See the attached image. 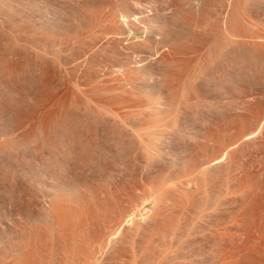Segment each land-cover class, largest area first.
<instances>
[{"label": "rangeland", "instance_id": "rangeland-1", "mask_svg": "<svg viewBox=\"0 0 264 264\" xmlns=\"http://www.w3.org/2000/svg\"><path fill=\"white\" fill-rule=\"evenodd\" d=\"M55 1V2H54ZM58 3H57V2ZM65 1H67V2H65ZM203 1V3H202V8L200 9V10H196L195 12H192V11H189V13H187L188 11L187 10H182V12L183 13H179V11H181V10H179L178 8H181L182 6H181V4L180 3H182V0H64V1H62V0H48V2H47V0H6V4H7V6H8V8H10V10L12 11V12H14V10H16L15 11V13L17 14V17H21L20 19V22L22 21V23H24V25H22V26H29V27H31L32 29H34L35 28V30L33 31V33H35V34H27V36L25 35L24 36V39H26L27 40V42L29 41L30 43H32V44H30V43H27V45L29 46V44H30V46L28 47V49L27 50H29V51H27L26 49V51L25 50H23L22 49V51L21 52H24L25 53V55H24V53H21L22 55H21V66H22V71L25 73H22L23 75H22V79H23V81H22V83H21V85H22V89H21V108H22V112H21V118H22V121H23V119H24V121L21 123V128H22V134L24 135V134H27L28 132H30V131H28L29 130V127L31 126V128L33 127L34 128V134H37L36 136L34 135V136H32L33 138L34 137H36V139L37 140H39V141H37V140H35V143H36V141L37 142H39L40 143V146H39V144L38 143H36V144H38V145H36V146H38V148H36L33 144H35L34 142H32L31 143V145H33L34 147H35V149H38L39 151L36 153V151H35V156H34V153L33 152H31V151H33V150H30L31 148L33 149V147H31L30 145L28 146V144H29V142L30 141H28V143H26L25 145H24V143L26 142L25 140L27 139V138H24L25 140H24V143H23V145H22V147L25 149V148H28V147H31V148H28V149H25V150H28V151H30V152H28L29 154L31 153L33 156H34V159H33V157H32V159L30 158L31 156L25 151V150H23V148H22V150H23V152H22V155L23 156H26V159H25V157L22 159L23 161H25L24 163H23V165H22V169L24 170L23 172H24V174H23V176L25 177L26 176V178H27V174L25 175V171L27 170L26 168H30V170L31 171H33L32 172V174H33V176H35V181H38L36 184L38 185L39 183H40V185H42V181L43 180H45L44 178H47L45 181L46 182H50L51 184L52 183H54V182H58V184L57 183H54V184H56V185H58V186H60V184L63 182V184L65 185L64 186V188L65 189H67V191L69 190V192L68 193H73L72 195L70 194L69 196H67L68 198L70 197V199L72 198H74V196H76V195H82L83 193L84 194H86V195H82V197H83V199H86L87 198V201H86V203L87 204H89V201H92V200H96V201H94L93 203H91L90 202V206H89V210H90V216H92V218L89 216L88 218H90V219H92L93 220V222H92V224L94 223L95 225L93 226H91L90 225V219H88V220H86V222L88 223L87 224V226L84 224V223H86V222H84V223H77L76 224V226H75V224H74V226H73V224H71L70 225V223L66 226V229L63 231V233H60L58 230L55 232V231H53V235L51 234V235H48L50 238H51V240L49 239V237L47 236V238H48V240H46L47 238L45 237V239H43L42 238V243H43V247L41 248V244L39 245V243H38V245H39V248H40V251H39V249H38V251L40 252V256L39 255H37V256H39V259H38V257H36L37 259H36V264H64L65 262H66V264H67V261H72V259L73 260H75L76 258V261L75 262H78L77 260L80 258L79 257V255H75V254H78V253H80L81 251V254H80V256H86V255H88V252H87V250H90V248L92 247L91 245L93 244V242H96L97 241V239L99 238V236H104V234L103 235H100V233H105V232H107V230L108 229H106L107 228V226L109 225L108 224V222L109 221H111L110 222V225H111V227L112 228H114V226H116L117 225V223H119V221H117V220H119L118 218H119V213H120V207H122L123 206V204H125L126 205V199L125 198H127V195L124 193V192H129V191H132V189H134V187H136V184H138V186L136 187L137 188V190H138V188L140 189V185H142V183H144L143 185L144 186H146V189L148 190H145L144 189V186H142L141 187V192H142V189H144L143 191L145 192V193H149L151 190H149L150 188L149 187H151L152 186V183H151V186L150 185H148V187H147V185H145V183L147 182V183H149L150 184V182L149 181H152V182H154V181H156V179L158 178V176H160V173L162 174V172H160L161 170H163L164 172H163V174L166 172L167 174L169 173L170 174V172L172 171V169L174 170V169H176V172L177 173H179V175H181L182 173H184L185 171H186V168L185 167H187V162H186V160L185 159H182V158H184V156H185V158L187 157V156H190L191 154H192V152L193 151H195L196 150V147L197 148H199V146H201V145H206V144H208V145H210L209 146V148L208 149H210V148H212V147H215V146H211V145H214V144H220V146L222 145V146H224V148L223 147H221V148H223V149H226V151L228 152H225V153H227V154H225L224 152H222V151H219V147L220 146H216V148H217V150H218V153L219 152H222L221 154L219 153V155H218V157H217V151H216V153L217 154H214L213 153V155L215 156L216 155V157H214L213 156V158L215 159V158H217V159H215L214 161H212V164L214 163V165H212V166H209V168H211V169H209V171L207 172V174H206V176L204 175V173L203 174H201V176L203 175V177L205 176V180H204V178H203V180H200V182H198L199 184H200V186H199V190L198 191H195L194 189H193V187H191V186H189V188H191V190L193 189L194 190V200H193V203H189V201H186V200H188V199H190V197L189 198H187V197H185V198H187L186 200H185V198H183L184 196H183V191L181 192V194L178 192V190H177V194L179 195H181V198H183V200H185V204L184 203H182V205H183V207H185V205L188 203V204H190V205H188L189 207L192 205V207L191 208H194V209H196L195 207L197 206V209L196 210H194L195 212V215H196V213H198L199 214V212H197V210L198 211H202V210H199V209H203V207H204V210H207V209H209L210 211H212V212H201V214H202V216H203V214L204 213H206V214H204V215H208V216H210V217H206L205 216V220H202L203 219V217L201 218V216L200 215H198L199 217H198V219H196V217L194 216V213L193 212H191V211H193V209L190 211L189 209H191V208H189L188 206V208L189 209H187V210H189V211H185L186 210V208L187 207H185V210L184 211H182L183 209H182V206H181V204H180V202H181V200L182 199H180L179 198V196H177V198H175V196L177 195H175V193H176V191L175 190H172L170 193H174L173 195H171V194H169V192H166V193H168L169 194V196L171 195V197L169 198L168 197V194L166 195V197H168V199L166 198L165 200L163 199V198H165L164 196H165V194L161 197V200H158V198H160V195L158 196V198H155V197H153L157 192H156V188L154 187V188H152V191H153V189H155V192H153V194L154 195H152V191H151V197H149V198H147V202H144L143 204V206L141 205V207H140V211L142 212V213H144V211L145 212H147V211H149L151 208H152V204H153V201L152 200H155L156 199V201L155 202H157V200H158V202L159 201H162V200H164L165 202H166V204H165V202L163 201V203L165 204H163L162 202V204H160V206L161 205H163L162 207H164V211H162L161 209V207H159V208H157L156 210H157V213H159L160 211H158V209L159 210H161V214H160V217H159V222L160 223H156V226H155V229H153L154 228V224H153V226L152 225H149L150 227H153V228H150L149 226H148V228L149 229H147V228H145V229H147L150 233H153V235H154V233L155 232H157V231H155L156 230V227H160V224H161V220H163V222L162 223H164V224H166L165 226H163L164 224H161L162 226L161 227H164V232H168V230L169 229H171L172 228V226H171V224L173 225V227L175 226V223H177L178 222V224H179V226H180V231H179V228L177 229V225L175 226L176 227V229L178 230V232L179 233H177V234H175V235H178L179 234V237L178 236H175L177 239L175 240L174 238V240L175 241H179L178 243L177 242H175L176 243V247H178L179 246V248H177L176 250L174 249H170L169 250V247H175L174 245H175V243H174V241H172L173 243H174V245H173V243H172V246H170V245H168L167 243H169V241H171V240H169V238H166L165 240L167 241H165L164 243H166L169 247H168V250H169V254H168V250H167V247H166V244H162V247L165 245V248H164V250L161 248V246L159 245V244H157L156 243V241H157V239L155 240V238H154V240H152L153 242H150L149 240H151V239H153V237H155V235L157 236V234L159 233H157V234H155L152 238L150 237V235H149V233H148V231L147 230H145L144 229V232L146 233V234H148V236H149V239H148V236H145V234H143L142 233V229H140V231H138V232H140V235H138V233L136 234V232L134 231V232H131V229H130V227L129 226H126V224H124V225H122V230L120 229L119 231H123V230H125L124 228H126V232H127V230H129L128 232H127V234H126V232H125V234L127 235V236H129V237H126V235H125V237H121L122 235H119L120 237L118 238V240L119 241H121L122 239H124V238H129V239H125L123 242L124 243H122L121 245L122 246H124L123 248L125 249L126 248V250L125 251H123L122 253H127V254H125L126 255V257L127 256H129V257H127V259H126V257H125V255L124 254H122L120 251H122L120 248H117L115 245H118L119 244V246L118 247H122L121 245H120V242L118 241V243H116L117 242V238H116V242L114 241V243H115V245H114V243H112L113 244V246L112 245H110L111 247H109V249H107V250H111V252L110 251H107L106 250V252H107V254L110 252V253H113V250H112V247H113V249H114V255H113V257L111 258V260L110 259H108L107 260V258H110V256H112V254L110 255V254H108V255H110L109 257H105V259L102 261V262H104L105 264H123L125 261H127L128 259V261L126 262V263H124V264H132L134 261L136 262H134V264H138V262H141L142 264L143 263H145L144 261H146V264H147V262H148V264H151V262L149 263V260L151 261L152 260V258L153 257H157V256H161L162 255V257L164 258V256H168V257H170V258H168V257H165L164 259H166V264L168 263V264H170V263H172V264H196V263H198V264H220L219 262V260L217 259V257H219L220 256V254H218V253H221L222 252V250L221 249H223V248H220V246L221 245H223L224 246V249L226 248V253H228V255L226 254V258H227V256H228V258H230L229 260L228 259H226V263L225 264H258V263H260L261 262V264L263 263L264 264V70H263V67H264V65L262 66V65H259L260 64V62L258 63V61H260V60H254V59H256V54H258L257 52H252L251 51V49L249 50V48H250V46L248 47V45H247V47H245V48H248V51H247V49H244V47H241V45L239 46L238 45V43L240 42H237L238 40H240L241 38L239 37V34H240V36L241 35H245L246 34V32H247V36L245 37V38H243V39H246V40H249V39H252L253 37H255V34L256 33H264L263 31L264 30H262V28H264L263 27V25H264V18H262V17H264V0H256L257 1V3L256 4H258V5H256L255 3H252V1L253 0H249V1H251V2H248V0H225L226 2H223L224 0H211V1H213V2H211L210 0H202ZM232 3H231V2ZM243 1H245V3L243 4L242 2ZM65 2V3H64ZM136 2V3H135ZM177 2V3H176ZM184 2V1H183ZM207 2H209V3H211V4H209V3H207ZM218 2H220V3H218ZM230 2V3H229ZM238 4H237V3ZM241 2V3H240ZM248 4H247V3ZM261 2V3H260ZM52 3V4H51ZM54 3H56V4H54ZM63 3V4H62ZM69 3V4H68ZM141 3V4H140ZM206 3V4H205ZM223 3V4H222ZM225 3H226V5H225ZM24 4V5H23ZM183 4V3H182ZM218 4V5H217ZM222 4V5H221ZM233 5L234 7H232L231 5ZM241 4H243V5H241ZM246 4V5H245ZM252 4H253V6H252ZM255 4V5H254ZM263 4V5H262ZM9 5H10V7H9ZM60 5V6H59ZM63 5H64V7H63ZM126 5V6H125ZM208 5V6H207ZM212 5H214V6H212ZM217 5V6H216ZM224 5L227 7L228 6V8L226 9V7H224ZM247 5H249V6H247ZM18 6L20 7L19 9H18ZM56 6V7H55ZM230 6H231V9H230ZM243 6V7H242ZM252 6V7H251ZM256 6V7H255ZM141 7H142V9H141ZM208 9H207V8ZM221 7V8H220ZM237 7H238V9H237ZM247 7V10L245 9V8ZM25 8V9H24ZM98 8V9H97ZM138 8V9H137ZM210 8V9H209ZM223 8V9H222ZM225 8V9H224ZM233 8H235L234 10H233ZM240 8V9H239ZM243 8V9H242ZM253 8V9H252ZM257 8V9H256ZM18 9V10H17ZM137 9V12L135 11ZM148 9V10H147ZM176 9V10H175ZM206 11H204V10ZM213 9H214V11L216 12V13H214V11H213ZM217 9V10H216ZM218 9H220V10H218ZM255 9V10H254ZM262 9V10H261ZM28 10V11H27ZM33 10V11H32ZM42 10V11H41ZM103 12H102V11ZM134 10V11H133ZM147 10V11H146ZM150 10V11H149ZM210 10V11H209ZM227 10V11H226ZM239 10H241V11H239ZM244 10H246V12L244 11ZM256 10H257V13H256ZM26 11V12H25ZM63 11H65V12H63ZM120 11V12H119ZM198 11V12H197ZM211 11H212V13H211ZM222 11V12H221ZM225 11V12H224ZM231 12V13H228V12ZM236 11V12H235ZM242 11H244V14H243V12ZM250 11H251V13H250ZM30 12V13H29ZM48 12V13H47ZM60 12V13H59ZM127 12V13H126ZM132 12V13H131ZM138 12H140V13H138ZM146 12V13H145ZM209 12V13H208ZM232 12L234 13L233 15H235V17L232 15ZM15 13H13V14H15ZM26 13L29 15H26ZM39 13V14H38ZM115 13V14H114ZM142 13V14H141ZM159 13V14H158ZM198 13V14H197ZM213 13H214V15H213ZM227 13H228V15H227ZM236 13H237V15H236ZM41 14V15H40ZM73 14V15H72ZM91 14V15H90ZM122 15V14H126L127 16H130V14L131 15H135L140 21L139 22H137V23H135V22H133L132 24H130V26H131V28H133L134 30H136V28H137V30L136 31H138L139 29H138V27H140V30L139 31H142V30H144V28H145V24H146V22H147V20L148 19H152V18H155V19H158V20H160L159 22H161V25L160 26H162L161 28H162V32H164V34L160 31V32H158V34H159V38L160 39H163L162 41L163 42H161V43H158V44H155V43H149L150 45H148L147 46V44H146V47L144 46H139V44H138V46H135L134 44H136V43H128V41H127V39L126 40H124L125 39V36H123V33H124V35H125V33H127L128 34V32L126 31H123L122 32V30H120L121 29V22H120V17H119V15ZM148 14V16H146ZM179 14V15H178ZM204 14V15H203ZM217 14V15H216ZM223 14V15H222ZM246 14H248L249 16L248 17H245V16H247ZM255 14H257V15H255ZM22 15H23V17H22ZM26 15V16H25ZM82 15V16H81ZM93 15V16H92ZM139 15V16H138ZM143 15V16H142ZM187 15V16H186ZM193 15V16H192ZM196 15V16H195ZM209 15V16H208ZM225 15H227V17L225 16ZM232 15V16H231ZM245 15V16H244ZM259 15V16H258ZM33 16V17H32ZM42 16V17H41ZM64 16V17H63ZM85 18H84V17ZM182 16V17H181ZM195 16V17H194ZM200 16V17H199ZM220 16H222V17H220ZM224 16V17H223ZM232 17V19H234L235 21L233 22V24L231 23V19H230V21H226L225 22V19L227 20V19H229V17ZM236 16H239V17H236ZM253 16H254V18H253ZM256 16H257V19H256ZM25 17V18H24ZM32 17V18H31ZM46 17V18H45ZM70 17V18H69ZM93 17V18H92ZM159 17V18H158ZM192 17V18H191ZM202 17V18H201ZM206 17H207V19H206ZM213 17V18H212ZM245 17V18H244ZM260 19H259V18ZM31 18V19H30ZM84 20H83V19ZM97 18V19H96ZM184 18L186 19V20H184ZM206 19V20H208L209 22H208V24H206L207 26L208 25H210L205 31H202L201 32V30L203 29H201V30H199V29H197V27H199V26H197V27H194L197 23H195L194 25H193V23H194V21L195 22H198L199 23V25L201 24L200 22H202L204 19ZM224 18V19H223ZM236 18V19H235ZM25 19V20H24ZM38 19V20H37ZM92 19V20H91ZM112 19V20H111ZM119 20V22H118V20ZM195 19V20H194ZM202 20V21H200V20ZM218 19V20H217ZM238 19H240V20H238ZM248 19H249V21H248ZM250 19H252L251 20V22H250ZM256 19V20H255ZM73 20H76V21H73ZM83 20V21H82ZM94 20H96V21H94ZM109 20V21H108ZM117 22H116V21ZM193 20V21H192ZM221 20H223V21H221ZM259 22H258V21ZM261 20V21H260ZM26 21V22H25ZM32 21V22H31ZM49 21V22H48ZM115 21V22H114ZM171 21V22H170ZM187 21V22H186ZM200 21V22H199ZM221 21V23L220 24H218L219 22ZM257 21V22H256ZM74 22V23H73ZM93 22V23H92ZM174 22H176V23H174ZM193 22V23H192ZM204 23H207L205 20L203 21ZM212 22V23H211ZM216 22H218V23H216ZM239 22V23H238ZM240 22H242V23H240ZM248 22V23H247ZM255 22V23H254ZM27 25H26V24ZM33 23V24H32ZM44 23H51V24H53V29H52V31L51 30H46V29H43L41 26H42V24H44ZM79 24V26H78V24ZM110 23V24H109ZM119 23V24H118ZM135 23V24H134ZM168 23V24H167ZM204 23H202L203 25H204ZM223 23V24H222ZM228 23V25L226 26V24ZM229 23H230V25L232 26H229ZM253 25H252V24ZM257 23H261V25H259V24H257ZM263 23V24H262ZM29 24V25H28ZM31 24V25H30ZM67 24V25H66ZM71 24V25H70ZM138 24V25H137ZM172 24V25H171ZM212 24V25H211ZM217 24V25H216ZM244 24H246V25H244ZM32 25H35V27L34 26H32ZM80 25H81V27H80ZM96 25V26H95ZM119 27H118V26ZM132 25H133V27H132ZM141 25V26H140ZM142 25H144V26H142ZM188 25V26H187ZM191 25V26H190ZM206 25H204V27L206 28L207 26ZM216 25V27L213 29V27L212 26H215ZM221 25H223L222 27H221ZM238 25V26H237ZM243 25V26H242ZM249 25V26H248ZM257 25H259L260 26V28H259V26H257ZM68 26V27H67ZM93 26H95V27H93ZM115 26V27H114ZM167 26V27H166ZM239 26H240V28H239ZM253 26V27H252ZM34 27V28H33ZM169 27H170V29H169ZM173 27V28H172ZM191 27V28H190ZM226 27V28H225ZM244 27V28H243ZM251 27V28H250ZM41 28H42V30H41ZM72 28V29H71ZM79 28V30H77ZM118 28V29H117ZM187 28V29H186ZM188 28H190V29H192V30H190V29H188ZM193 28H194V30H193ZM200 28V27H199ZM219 28V29H218ZM229 28L230 29H233V30H230L229 31ZM250 31V32H256L255 34H253V33H250V32H248V30ZM250 28V29H249ZM99 29V30H98ZM169 29V30H168ZM186 29V30H185ZM209 29V30H208ZM213 31H212V30ZM223 29V30H222ZM245 29V30H244ZM261 29V30H260ZM44 30V31H43ZM68 30H70V31H68ZM74 30V31H73ZM92 30V31H91ZM173 30V31H172ZM181 30V31H180ZM187 30H189L188 32H187ZM196 30H198V31H196ZM204 30V29H203ZM214 30H215V33H214ZM221 31V33H220V31ZM234 30L236 31L235 33H234ZM239 30V31H238ZM257 30V31H256ZM72 31L74 32V33H72ZM89 31H91V32H89ZM117 31H120V32H122L121 34L119 33H117ZM191 31H192V34H191ZM209 31V33H210V35H209V33H207ZM212 31V32H211ZM217 31H219V32H217ZM224 31V32H223ZM231 31H233L232 33H230ZM246 31V32H245ZM46 32V33H45ZM51 34H50V33ZM63 32V33H62ZM115 33L114 35H113V33ZM174 32V33H173ZM184 32V33H183ZM193 32H194V34H193ZM202 34H201V33ZM239 32V33H238ZM241 32H243V33H241ZM38 33V34H37ZM50 35H49V34ZM67 33V34H66ZM87 33V34H86ZM88 33H89V35H88ZM97 33V34H96ZM168 33V34H167ZM186 33H188V35L186 34ZM203 33H204V35H203ZM212 33V34H211ZM214 33V34H213ZM224 33V34H223ZM92 34V35H91ZM117 34V35H116ZM167 36H166V35ZM189 34L191 35V36H189ZM196 34H198V35H196ZM206 34V35H205ZM232 34V35H231ZM235 34V35H234ZM251 34H253V35H251ZM40 35H42V36H40ZM45 35V36H44ZM52 35V36H51ZM61 35V36H60ZM70 35V36H69ZM74 35V36H73ZM80 35V36H79ZM99 35V36H98ZM122 35V36H121ZM200 35V36H199ZM202 35V36H201ZM29 36V37H28ZM37 36H39V37H37ZM49 36V37H48ZM69 36V37H68ZM87 36H88V38H87ZM93 36H95V37H93ZM111 36V37H110ZM162 36V37H161ZM203 36H206L205 38L203 37ZM221 36V37H220ZM224 36V37H223ZM250 38H249V37ZM37 37V38H36ZM41 37H42V39H41ZM44 37V38H43ZM51 37V38H50ZM66 37V38H65ZM78 37V38H77ZM182 37V38H181ZM185 37V38H184ZM199 37V38H198ZM203 37V38H202ZM215 37V38H214ZM223 37V38H222ZM228 37H229V39H228ZM232 37H233V39H234V41H233V39H232ZM84 38V39H83ZM187 38V39H186ZM190 38H194L193 40H192V42H190L191 41V39ZM214 39V41L215 42H213V39ZM223 39V40H220V39ZM249 38V39H248ZM35 39V40H34ZM55 39V40H54ZM59 39V40H58ZM120 39V40H119ZM166 39V40H165ZM183 39V40H182ZM184 39H185V41H184ZM190 39V40H189ZM201 39V40H200ZM219 39V40H218ZM236 39V40H235ZM238 39V40H237ZM65 40V41H64ZM68 40V41H67ZM86 40V41H85ZM94 40V41H93ZM205 42H204V41ZM225 40V42H223ZM230 40V41H229ZM57 41V42H56ZM62 41V42H61ZM127 41V42H126ZM182 41V42H181ZM210 41V42H209ZM220 41V44L218 45V42ZM250 41V40H249ZM65 42V43H64ZM87 42V43H86ZM124 42H125V44L126 43H128L127 45H125L124 44ZM199 42H200V44H199ZM206 43L207 45H208V47H209V50H207L208 48H207V45H205L204 43ZM208 42V43H207ZM216 42H217V44H216ZM229 42V43H228ZM235 42H237V43H235ZM38 43H39V45H38ZM47 43V44H46ZM188 43V44H187ZM193 43V44H192ZM203 43V44H202ZM210 43V44H209ZM212 43L215 45H213L214 46V48H213V46L211 47V45H212ZM221 43H222V46H221ZM235 43V44H234ZM33 44H34V46H33ZM40 44H41V46H40ZM43 44H44V46H43ZM57 46H56V45ZM62 46H61V45ZM68 44V45H67ZM117 44V45H116ZM129 44H130V46H129ZM152 44H154V45H152ZM197 44V45H196ZM229 44V45H228ZM25 45V44H24ZM26 45V46H27ZM46 45V46H45ZM54 45L56 46V47H54ZM78 45V46H77ZM120 45V46H119ZM182 45V46H181ZM184 45V46H183ZM224 45V46H223ZM227 47H226V46ZM232 47H231V46ZM234 45L236 46V47H234ZM25 46V47H26ZM36 46V47H35ZM154 46V47H153ZM156 46V47H155ZM231 48H230V47ZM24 47V46H23ZM22 47V48H23ZM24 47V48H25ZM45 47V48H44ZM47 47V48H46ZM62 47V48H61ZM126 47V48H125ZM138 47V48H137ZM183 47V48H182ZM184 47H185V49L187 50H185L184 49ZM196 47V48H195ZM201 47V48H200ZM220 48V47H222L223 49L224 48H226V49H224V51L227 53H225L224 51H223V49L221 50V49H218L217 50V48ZM229 47V48H228ZM27 48V47H26ZM30 48V49H29ZM39 48V49H38ZM57 48H58V50H57ZM145 48V49H144ZM156 48V49H155ZM200 50H199V49ZM214 50H213V49ZM243 50H242V49ZM38 49V51H35V50H37ZM41 49V50H40ZM44 49V50H43ZM55 49V50H54ZM172 49V50H171ZM178 49H179V51H178ZM211 49H212V51H211ZM227 49H230V50H227ZM233 49H235V50H233ZM237 49H238V51H237ZM33 50V51H32ZM57 50V51H56ZM174 50V51H173ZM181 50H183V51H181ZM190 50V51H189ZM193 50H194V52H193ZM198 50V51H197ZM219 50H221V52H219ZM227 50V51H226ZM31 51V52H30ZM41 51H44V52H41ZM55 51L57 52V54L55 53ZM202 51V52H201ZM206 51V52H205ZM216 51H217V55H215L216 54ZM243 51V52H242ZM253 53V55H252V53ZM30 53V55H28L29 53ZM37 52V53H36ZM156 52V53H155ZM201 52V53H200ZM204 52H205V54H204ZM212 52V53H211ZM223 52V53H222ZM230 52V53H229ZM248 52V53H247ZM46 53L48 54V53H50V54H48V55H46ZM62 53V54H61ZM195 53V54H194ZM223 55H222V54ZM245 53L246 54H248V55H245ZM27 54V55H26ZM31 54H32V56H34V58L31 56ZM35 54H36V56H35ZM40 54V55H39ZM53 54V55H52ZM180 54V55H179ZM205 56H204V55ZM208 54V55H207ZM212 54H214L215 56H213L212 57ZM229 54V55H228ZM233 54V55H232ZM241 56H240V55ZM249 54H250V56H249ZM44 55L47 57H44ZM219 55H220V57H219ZM235 55V56H234ZM238 55V56H237ZM244 57H243V56ZM256 55V56H255ZM38 56H39V58H38ZM53 56V57H52ZM55 56V57H54ZM60 56V57H59ZM188 56H190V57H188ZM192 56V57H191ZM207 56H208V58H207ZM223 56V57H222ZM246 56V57H245ZM23 57H24V59H23ZM28 57V58H27ZM32 57V58H31ZM37 57V58H36ZM43 57V58H42ZM49 57V58H48ZM179 57V58H178ZM180 57H181V59H180ZM185 57H187V58H185ZM204 57V58H203ZM215 57V58H214ZM220 59V60H222V61H220V60H218V58ZM239 57V58H238ZM251 57V58H250ZM259 57V55L257 56V58ZM30 58V59H29ZM51 58H53L51 61L53 62H51L49 59H51ZM56 58H57V60H56ZM60 58V59H59ZM140 58V59H139ZM144 58V59H143ZM194 58V59H193ZM210 58V59H209ZM212 58H213V60H216V58H217V60L216 61H213L212 60ZM231 58H232V60H231ZM234 58V59H233ZM27 59V60H26ZM37 61H35V60ZM38 59V60H37ZM41 59V60H40ZM44 59H47V60H44ZM162 59V60H161ZM193 59V60H192ZM195 59H197L196 61H194ZM203 61H202V60ZM205 59H207L208 61L209 60H211V61H207V60H205ZM229 59V60H228ZM241 59H242V62H243V60H244V63H243V65H242V62H241ZM247 59V60H246ZM252 59H253V62L254 63H256V64H258V65H256V64H254L253 62H252ZM32 60V61H31ZM62 60H64V61H62ZM134 60V61H133ZM233 60H235V61H233ZM245 60H246V63L248 64H246L245 63ZM47 61V62H46ZM61 61V62H60ZM143 61V62H142ZM180 61V62H179ZM182 61V62H181ZM188 61H189V63H188ZM191 61H194V62H191ZM205 61V62H204ZM218 61H220L219 63H218ZM231 61V62H230ZM240 63H239V62ZM24 62V63H23ZM32 62V63H31ZM33 62H34V64H33ZM56 62V63H55ZM63 62V63H62ZM129 62V63H128ZM200 62H202V64L200 63ZM228 62L229 63H231L230 65H233V66H230L229 64H228ZM236 62V63H235ZM249 62V63H248ZM42 63H43V65H42ZM57 63H59V64H57ZM60 63L63 65V66H61L60 65ZM65 63V64H64ZM134 63H136V64H134ZM145 63V64H144ZM165 63V64H164ZM179 63V64H178ZM184 65H183V64ZM186 63V64H185ZM209 63V64H208ZM211 63H213L212 65H211ZM226 63L228 64V65H226ZM250 63H251V65H250ZM36 64H38V66L36 65ZM40 64V65H39ZM46 64V65H45ZM180 64H182V65H180ZM197 66H196V65ZM200 64V65H199ZM205 64V65H204ZM208 64V65H207ZM224 64H225V66H224ZM236 64V65H235ZM261 64H263L262 62H261ZM29 65V67H27ZM48 65V66H47ZM65 65V66H64ZM130 65V66H129ZM135 65V66H134ZM144 65V66H143ZM199 65V66H198ZM239 65H241V66H239ZM245 65V66H244ZM39 66H42V67H40V68H38ZM47 66V67H46ZM57 66H58V68H57ZM180 66H181V70L179 69L180 68ZM186 66V67H185ZM190 66V67H189ZM208 66V67H207ZM210 66H211V68H210ZM218 66V67H217ZM220 66V67H219ZM226 66H227V68H226ZM236 66V67H235ZM239 66V67H238ZM247 66V67H246ZM250 66H252V67H250ZM260 66V67H259ZM35 67H36V69H35ZM44 67H46V68H44ZM65 67V68H64ZM131 67H133V68H130ZM195 69H197V71H196V69L193 71L192 69L193 68ZM204 67V68H203ZM225 67V68H224ZM228 67H231V68H229L228 69ZM240 68V69H238V68ZM245 67V68H244ZM255 67V68H254ZM257 67V68H256ZM258 67H259V69H258ZM38 68V69H37ZM63 70H61V69ZM68 68V69H67ZM120 68V69H119ZM128 68H129V70H128ZM148 68V69H147ZM208 68V69H207ZM220 68V69H219ZM250 68V69H249ZM26 69H30V70H26ZM34 71H33V70ZM58 69H60V71L58 70ZM119 69V70H118ZM123 69V70H122ZM125 69V70H124ZM179 69V70H178ZM201 69V70H200ZM208 71H207V70ZM210 69V70H209ZM218 69V70H217ZM240 71H238V70ZM245 69H247V74H246V70ZM251 71V69H252V71L250 72L249 70ZM39 70V71H38ZM126 70H128V74L126 73ZM137 70V71H136ZM141 70V71H140ZM149 70V71H148ZM186 71V73H185V71ZM200 70V71H199ZM243 70H245L244 72H243ZM262 70V71H261ZM31 73H29V72ZM32 71V72H31ZM37 71H38V73H37ZM42 71V72H41ZM49 73H47V72ZM67 71V72H66ZM72 71V72H71ZM121 71H123V72H121ZM180 71H182V73L180 72ZM193 71V74L191 73ZM199 71V74L197 73ZM210 71V72H209ZM221 71H223L222 73H220ZM227 71V72H226ZM235 71V72H234ZM43 72H46L45 74L43 73ZM202 72H204V73H202ZM209 72V73H208ZM254 72H255V75H254ZM259 72H261V73H259ZM263 72V73H262ZM30 74V76L29 75H27V74ZM36 73V74H35ZM43 73V74H42ZM71 73V74H70ZM116 73V74H115ZM126 73V74H125ZM195 73V74H194ZM202 73V74H201ZM206 73V74H205ZM212 73V74H211ZM241 73V74H240ZM244 73V74H243ZM248 73H250V74H248ZM35 76V78L33 79V75ZM115 74V75H114ZM181 74L182 75H184V76H187V78H186V81L185 80H182V79H185L184 78V76H182V78L180 77L181 76ZM186 74V75H185ZM203 74H205V75H203ZM223 74V75H222ZM226 74V75H225ZM228 74V75H227ZM243 74V75H242ZM25 75V76H24ZM32 75V76H31ZM42 75H44V76H42ZM136 75V76H135ZM179 75V76H178ZM200 75V76H199ZM202 75H203V77H202ZM23 76H24V78H23ZM29 76V77H28ZM50 76V77H49ZM124 76V77H123ZM199 76V77H198ZM223 76V77H222ZM229 76V77H228ZM243 76V77H242ZM250 76V77H249ZM28 77V78H27ZM37 77V78H36ZM38 77L40 78V79H38ZM48 77V78H47ZM108 77V78H107ZM192 77V78H191ZM197 77V78H196ZM207 77V78H206ZM211 77V78H210ZM217 77V78H216ZM224 78V79H222V78ZM47 78V79H46ZM130 78V79H129ZM196 78V79H195ZM209 78V79H208ZM248 78V79H247ZM252 78V79H251ZM21 79V80H22ZM30 79V80H29ZM37 79H38V81H37ZM46 79V80H45ZM181 79V80H180ZM190 79V81H191V84L189 83L190 81H188ZM193 79V80H192ZM206 79V80H205ZM209 81H208V80ZM217 79H218V81H217ZM25 80H27V81H25ZM34 80H36V81H34ZM41 80V81H40ZM143 80V81H142ZM194 80H198L197 82L196 81H194ZM222 80H224V81H222ZM227 80V81H226ZM251 80V81H250ZM253 80V81H252ZM262 80V81H261ZM29 81V82H28ZM118 81H120V82H118ZM146 81V82H145ZM181 81V82H180ZM184 81V82H183ZM200 81V82H199ZM213 81V82H212ZM260 81V82H259ZM25 82V83H24ZM26 82H27V84H26ZM34 82H35V84H34ZM126 82V83H125ZM136 82V83H135ZM180 82V83H179ZM182 82L184 83V84H182ZM186 82H188V83H186ZM194 84H193V83ZM198 83V84H196V83ZM204 82H206V83H204ZM210 82V83H209ZM215 82V83H214ZM222 82H224V83H222ZM250 82V83H249ZM28 83H29V85H28ZM128 83V84H127ZM186 83V84H185ZM200 83H202V84H200ZM203 83H204V85H203ZM221 83V85L219 86V84ZM227 83H228V85H227ZM26 84V85H25ZM87 84V85H86ZM103 84V85H102ZM207 85V87H206V85ZM218 84V85H217ZM239 84V85H238ZM253 84V85H252ZM31 85H33V86H31ZM36 85V86H35ZM121 85V86H120ZM148 85V86H147ZM157 85V86H156ZM180 85V86H179ZM182 85H183V87H182ZM189 87V89L188 90H186L185 88L187 87V86ZM226 85V86H225ZM105 86V87H104ZM132 86V87H131ZM138 86V87H137ZM156 86V87H155ZM195 86V87H194ZM210 86V87H209ZM219 86V88H217ZM231 86V87H230ZM240 86V87H239ZM253 86V87H252ZM25 87V88H24ZM31 87V88H30ZM154 87V88H153ZM194 87V88H193ZM226 87V88H225ZM238 87V88H237ZM30 90H29V89ZM36 88H38V89H36ZM103 88V89H102ZM148 88V89H147ZM150 88V89H149ZM161 88V89H160ZM166 88V89H165ZM180 88V89H179ZM182 88H183V90H182ZM191 88V89H190ZM204 88H206V90L204 89ZM212 88V89H211ZM213 88H214V90H213ZM241 88V89H240ZM32 89H33V91H32ZM69 91H68V90ZM170 89H171V91H170ZM206 91V92H204V90ZM218 89H220V91H222V92H220ZM254 89V90H253ZM43 90V91H42ZM110 91V92H108V91ZM132 90V91H131ZM149 90V91H148ZM190 90V91H189ZM202 91V92H198V91ZM210 90V91H209ZM234 90V91H233ZM28 91V92H27ZM37 91V92H36ZM50 91V92H49ZM65 91V92H64ZM116 91V92H115ZM154 91V92H153ZM186 91V92H185ZM188 91V92H187ZM196 91V92H195ZM217 91V92H216ZM225 91V92H224ZM36 92V93H35ZM67 92V93H66ZM214 92V93H213ZM31 93V94H30ZM44 93H46V94H44ZM63 93V94H62ZM64 93H66V94H64ZM69 93V94H68ZM72 93V94H71ZM99 93V95H97ZM107 93V94H106ZM112 93H113V95H112ZM124 93V94H123ZM127 93V94H126ZM129 93V94H128ZM141 93H142V95H141ZM147 93V94H146ZM150 93V94H149ZM157 93V94H156ZM163 93V94H162ZM174 93V94H173ZM184 93H186V94H184ZM199 93H201L200 95H197V94H199ZM239 93H240V95H239ZM28 94V95H27ZM41 94V95H40ZM49 94H51V95H49ZM55 94V96L53 97V95ZM57 94H58V96H57ZM62 94V95H61ZM68 94V95H67ZM107 96H106V95ZM132 94V95H131ZM134 94V95H133ZM159 94V95H158ZM192 95V97H191V95ZM202 94H203V96H202ZM211 96H210V95ZM32 95V96H31ZM45 95V96H44ZM66 95V96H65ZM72 95V96H71ZM74 95V96H73ZM120 95V96H119ZM126 95H128V96H126ZM140 95L142 96V97H140ZM152 95H153V97H152ZM162 95V96H161ZM170 95H171V97H170ZM204 95H206L205 97H204ZM213 95H215V96H213ZM226 95V96H225ZM243 95V96H242ZM38 96V97H37ZM59 96H60V98H59ZM97 96V97H96ZM136 96V97H135ZM152 98H151V97ZM169 96V97H168ZM181 96V97H180ZM239 96H240V98H239ZM24 97V98H23ZM32 100H29V98ZM40 97V98H39ZM48 99H47V98ZM106 97V98H105ZM139 97V98H138ZM160 97V98H159ZM196 97V98H195ZM206 99V102H207V106H205L204 105V103H206L205 101H203V100H205L204 98ZM214 97V98H213ZM219 97V98H218ZM26 98V99H25ZM33 98H34V100H33ZM52 98V99H51ZM121 98V99H120ZM128 98V99H127ZM138 98V99H137ZM151 98V99H150ZM159 98V99H158ZM171 98V99H170ZM242 98V99H241ZM36 99H38V101H36ZM40 99H42V101L40 100ZM51 99V100H50ZM54 99V100H53ZM65 99H68V100H66V101H64ZM78 99V100H77ZM81 99V100H80ZM100 99V100H99ZM120 99V100H119ZM153 99V101L151 102V100ZM179 99H181V101L179 100ZM183 99V100H182ZM192 99V100H191ZM203 99V100H202ZM210 99H211V101L212 102H210ZM45 100V101H44ZM48 100V101H47ZM50 100V101H49ZM53 100V101H52ZM60 100V101H59ZM88 100V101H87ZM116 100V101H115ZM124 100V101H123ZM161 101V102H158V101ZM185 100V101H184ZM188 100V101H187ZM196 100H198V102L196 101ZM31 101V102H30ZM59 101V102H58ZM70 101H73V102H70ZM90 101V102H89ZM106 101V102H105ZM155 101H156V103H155ZM171 101H172V105H170V103H171ZM179 101V102H178ZM182 101H183V103L185 104H183L182 103ZM186 101H187V103L188 104H190L191 102V106L190 105H187V103H186ZM200 101H202V102H200ZM217 101V102H216ZM226 101H228V102H226ZM36 102H38V104L36 103ZM50 102V103H49ZM61 102V103H60ZM76 102V103H75ZM99 102V103H98ZM118 102V103H117ZM121 102V103H120ZM129 102V103H128ZM199 102H200V104H199ZM216 102V103H215ZM28 103H30V104H28ZM46 103V104H45ZM94 105H93V104ZM116 103V104H115ZM131 103H132V105H131ZM148 105H150V103H155V105H153L154 107V109L156 108L155 106L156 105H158V107L159 108H162L163 107V109H164V111H163V109H162V112H158V113H161V114H163V113H165V110H167V113H165V115L164 116H162L161 114H159V116L161 117V118H163V119H160V118H158L159 116L157 115V114H154V117L156 118L157 117V122H158V119H160V121L161 122H158V123H161L159 126L161 127H159L158 125H157V127H159L160 129H162V128H165V129H163V130H166V128H167V130L168 131H172L173 130V127L175 126L176 127V129L174 128V130L173 131H177L176 133L174 132L173 133V131L172 132H168V134L167 135H165L167 132L166 131H163V133H165L164 134V138L162 139V138H160L163 134L162 133H160V134H162V135H159L157 132H159L160 131V129L159 128H157V129H155L156 127H154L156 124H157V122L154 124V128L153 129H155L154 131H156V134H158V135H156V137L158 136V140L159 139H161V141L159 142V141H157V139H156V137H154V142L156 143V144H158L157 146L159 147V146H163V149L161 150V152L163 153V155H164V149L166 150V152H165V155L166 156H168V155H170V154H168V153H171L172 151V153L175 155V153H176V155H177V153H179V155L181 154L182 155V160H181V162H177L176 160H180V157H181V155L180 156H176V158H175V160L174 161H172V162H176V163H178L179 165V167L178 166H176V165H174V163H173V165L174 166H176V168H172L171 166H170V164L172 165V162H169V160L171 161V159L173 160V158H171L170 157V159L168 158V157H165V160L168 162V164H169V168L171 169V171H168V167H166L167 166V163L166 162H164V163H166L165 164V166H163V164L161 165V166H163V168L164 169H166L167 171H165L164 169H160V164H158V163H156L155 165V167H156V170L155 169H153V167L152 168H150V169H153V172H152V170H149V171H151L150 173H148V177H146L147 176V173L145 174V172H146V170L145 171H136L137 173H135V170L136 169H138L137 168V166H136V164H137V161H139L140 160V158L141 159H145V155H143L142 153H140L141 155H143V156H145L144 158H143V156L141 157L140 156V154H138L139 152H140V150H139V147L137 148V153H136V151H135V153L134 154H132V156H133V159L135 158V161H134V164H132V165H129V167L130 168H136L135 170H134V172H132L133 173V176L132 177H130V174H132L131 173V171H133V170H131L129 167H128V164L130 163L129 161L127 162L128 164H127V167L125 166V165H123L124 163H126V161L127 160H125V158L127 157L128 159H130L129 157L130 156H126L125 155V151H126V153L128 152L127 150H130V148H131V146L130 145H133L132 147H134L135 145H134V143L132 144V141H130V140H132L133 138H131V139H129L128 137H126V135H125V137L127 138V139H129V141L128 140H122L121 138V140L119 141L118 139L119 138H117V137H120L119 136V134H118V136H117V134H116V132H118V130L116 131V128L115 127H122V125H123V127L125 128V127H127V126H124L125 124L126 125H128L129 126V128L128 129H131L130 128V126L132 127V128H136L137 129V126L136 125H138L139 126V123L141 124V126L142 127H144V125H145V127H146V123L147 122H151V121H156L155 120V118H154V120H148L147 121V119L148 118H146L145 120H144V122H143V120L142 119H140V118H142V117H144L145 118V116L146 117H150V118H152L151 116H149V115H152V112H150L149 111V115L147 114L148 113V110H150V108H151V111L153 110L152 109V107L150 106H148ZM162 105H164L165 106V108H164V106H162ZM166 103H168L169 105L167 106V104ZM176 103V104H175ZM179 103H180V105H179ZM198 103V105H196ZM209 103V104H208ZM231 103V104H230ZM233 103V104H232ZM35 104V107L33 106V105ZM37 104V105H36ZM39 104H40V106H39ZM54 104V105H53ZM76 104V105H75ZM79 104L81 105L80 107H79ZM99 104V105H98ZM103 104V105H102ZM106 104V105H105ZM119 104V105H118ZM143 104V105H142ZM159 104L161 105V107L159 106ZM52 105V106H51ZM60 105V106H59ZM70 105V106H69ZM78 105V106H77ZM85 105V106H84ZM91 105V108L89 107ZM95 105L98 107V109H96L97 107H95ZM108 105V106H107ZM152 105V104H151ZM179 105V106H178ZM194 107H193V106ZM196 105V106H195ZM34 108H33V107ZM40 107L39 108V111H38V107ZM42 106V107H41ZM51 106V107H50ZM54 106V107H53ZM65 106V107H64ZM87 106V107H86ZM105 108H104V107ZM117 106V107H116ZM124 106V107H123ZM135 106H137V107H135ZM140 106V107H139ZM145 106H147V107H149V109L146 107L145 108ZM167 106V107H166ZM172 106V107H171ZM185 106H186V108H185ZM190 106V107H189ZM198 106V108H196ZM203 106H205V107H203ZM49 107V109H47ZM74 107H76L75 109H73ZM79 107V108H78ZM83 107H85V110H87V111H85L84 110V108ZM109 109V110H111L112 112H109V110H106L107 108ZM144 109H143V108ZM171 107V108H170ZM180 107V108H179ZM188 107V108H187ZM210 107H212V108H210ZM214 107V108H213ZM30 109V110H27V109ZM51 108V109H50ZM54 108V109H53ZM56 108V109H55ZM64 108V109H63ZM67 108V109H66ZM86 108H88V109H86ZM90 108V109H89ZM115 108H116V110H115ZM127 108H128V110L129 109H131V110H127ZM141 108V109H140ZM174 108V109H173ZM187 109V110H185V109ZM204 108V109H203ZM210 108V109H209ZM230 108V109H229ZM31 109H34V110H31ZM42 109V110H41ZM47 109V110H46ZM52 109H53V111H52ZM58 109V110H57ZM71 109H72V111H71ZM79 109H80V111H79ZM93 109H95L94 111H93ZM100 109V110H99ZM102 109V110H101ZM127 111H126V110ZM134 109H136V110H134ZM179 109V110H178ZM198 109V110H197ZM200 109V110H199ZM206 109V110H205ZM208 109V110H207ZM46 111V112H44V111ZM50 110V111H49ZM64 110V112H62L61 113V111H63ZM78 110V111H77ZM82 110V111H81ZM98 110H99V112H98ZM114 110V111H113ZM142 110V111H141ZM145 110H147V111H145ZM168 110H171V112L170 113H172V115L171 114H169V111ZM173 110H174V112H173ZM197 110V111H196ZM30 113H29V112ZM33 111V112H32ZM35 111V112H34ZM38 111V112H37ZM55 111V112H54ZM69 111V112H68ZM89 111V112H88ZM104 111H106V112H104ZM116 111V112H115ZM118 111H120V112H118ZM124 111H126V112H128V113H123ZM135 111V112H134ZM140 111V112H139ZM191 111V112H190ZM36 112H37V114H36ZM41 112V113H40ZM43 112V113H42ZM68 114H67V113ZM82 112V113H81ZM93 112H95V113H93ZM103 114H101V113ZM118 113L119 115H121V116H123V114H124V116L126 117V118H128V120L127 119H125L126 120V122L124 121V118L123 117H120V116H117V117H119L118 119H123V124L122 123H120V122H122V120H117V122L116 121H114L116 118H113L112 119V116L113 115H118V114H114V113ZM131 112V113H130ZM132 112H134L135 114H132ZM147 112V113H146ZM179 112H180V114H179ZM181 112H182V115H181ZM185 112V113H184ZM25 113V114H24ZM45 113V114H44ZM49 113H50V115H49ZM52 113V114H51ZM74 113V114H73ZM76 113H77V115H76ZM87 113H89V115L91 116H88V114ZM99 115H97V114ZM105 113H107V114H105ZM109 113H110V115H112V116H110L109 115ZM112 113V114H111ZM141 113H146L144 116H142L143 114H141ZM151 113V114H150ZM155 113V112H154ZM190 113H192V114H190ZM196 113V114H195ZM24 114V115H23ZM34 114H36V115H34ZM58 115V116H56V115ZM64 114H66V115H64ZM79 114V115H78ZM86 114V115H85ZM127 114H129V116L127 115ZM139 114V115H138ZM166 114H168V115H166ZM175 116H174V115ZM179 114V115H178ZM27 115V117H25ZM40 115V116H39ZM42 115V116H41ZM47 115H48V117H47ZM71 115V116H70ZM157 115V116H156ZM170 115V116H169ZM184 115V116H183ZM33 116V117H32ZM36 116V117H35ZM46 116V117H45ZM60 116V117H59ZM62 116V117H61ZM64 116H65V118H64ZM73 116H74V118H73ZM87 116V117H86ZM108 116V117H107ZM130 116H131V118H130ZM132 116H134V117H132ZM140 116V117H139ZM169 116V117H168ZM181 116V117H180ZM44 117V118H43ZM58 117V118H57ZM79 117H81V118H83V119H80ZM90 117V118H89ZM101 117V118H100ZM113 117H115V116H113ZM139 117V118H138ZM165 117V118H164ZM172 117V118H171ZM174 117V118H173ZM178 117V118H177ZM185 117V118H184ZM45 118H46V122H45ZM95 118H99L98 119V121H97V119H95ZM107 118H109V119H107ZM111 118V119H110ZM130 118V119H129ZM177 118V119H176ZM28 119V120H27ZM41 119V120H40ZM51 119V120H50ZM55 119V120H54ZM61 119H63L62 121H60ZM79 119V120H78ZM132 119V120H131ZM180 119V120H179ZM35 120V121H34ZM57 120H59V121H57ZM71 120V121H70ZM73 120V121H72ZM87 122H85V121ZM89 120V121H88ZM94 120V121H93ZM96 120V121H95ZM107 120V121H106ZM135 120V121H134ZM136 120L137 121H139V122H136ZM142 120V121H141ZM173 120H175V121H173ZM26 121V122H25ZM29 121V122H28ZM31 121V122H30ZM40 121V122H39ZM42 121V122H41ZM44 121V122H43ZM49 121H51V122H49ZM104 121H105V123H104ZM119 121V122H118ZM129 121H130V123H132V124H127V123H129ZM141 121V122H140ZM147 121V122H146ZM165 122V123H163L165 126H163L162 125V122ZM245 121V122H244ZM33 122V123H32ZM35 122H36V124H35ZM48 122V123H47ZM62 122H64V123H62ZM67 122V123H66ZM80 122V123H79ZM103 122V123H102ZM110 122V123H109ZM113 122V124H111ZM167 122V123H166ZM178 122V123H177ZM48 125H47V124ZM52 123V124H51ZM54 123H56L55 124V126H56V128H55V126H53L54 125ZM58 123V124H57ZM92 123H94V124H92ZM109 123V124H108ZM114 123L116 124H122L121 126H118L117 124L113 127V126H109V125H114ZM151 123H154V122H151ZM174 123V124H173ZM191 123V124H190ZM27 124H29V125H27ZM32 124V125H31ZM38 124V125H37ZM100 124V125H99ZM103 124V126H101ZM105 124H107V125H105ZM119 124V125H120ZM135 124V125H134ZM142 124H144V125H142ZM149 125H150V123H148ZM176 124H177V126H176ZM181 124V125H180ZM47 125V126H46ZM50 125V126H49ZM52 125V126H51ZM62 127H61V126ZM64 125H66V126H64ZM71 125V127H69ZM83 125V126H82ZM95 125H98V126H96L95 127ZM152 125V124H151ZM172 125V126H171ZM37 126H38V128H37ZM42 126V127H41ZM68 126V127H67ZM88 126V127H87ZM94 126V127H93ZM148 126V125H147ZM163 126V127H162ZM182 126H183V128H182ZM39 127H40V130L42 131V129H45L46 128V130H44V132H45V134H47L48 135V137L49 138H51V140L54 142V144L56 145V146H58V144H59V147H61L62 145H60V144H63V146H64V148H62V149H66V148H70V146L72 147V144H74L75 142V145H73V149H74V146H75V148H77L75 151H77V153H75L76 154V156L74 155V156H70V158L68 157V159L66 160V159H64L66 156H64L63 157V159H60V157L62 158V156H61V149H57V148H59V147H56V149L59 151V155L57 154V152L58 151H54V152H56V154L55 153H53V152H51L52 151V148H54V145H53V147L51 148V151H49V152H51L50 153V155L52 154V156L55 154L56 156L58 155V156H60V157H51L50 155V157L51 158H49V159H51V161L49 160V159H47V160H49V162H51V163H49V162H47V164H45V162H44V160L46 161V159H44V158H47V156H46V150L44 149V151H42L41 150V148H43L42 147V144H41V141H42V139H44V141H46L45 140V138H48L47 137V135H46V137H45V134H44V136H43V133H41L42 135H41V137H40V131H39ZM61 127V128H60ZM73 127H77V129L79 130V131H76L77 129H75V128H73ZM84 127V128H83ZM93 127V128H92ZM101 127V128H100ZM106 127V128H105ZM109 127V128H108ZM37 128V129H36ZM51 128V129H50ZM54 128H55V130H54ZM58 128V129H57ZM64 128H66L65 130L66 131H64ZM70 128V129H69ZM83 128V129H82ZM91 128V129H90ZM115 128V130L113 131V129ZM171 128V129H170ZM179 128V129H178ZM81 129V130H80ZM89 129V130H88ZM93 129V130H92ZM109 129H110V131H109ZM112 129V130H111ZM159 129V130H158ZM178 129V130H177ZM180 129H181V131H180ZM184 129V130H183ZM32 130V129H31ZM36 130H37V133H36ZM50 130V131H49ZM69 130H75L74 132L72 131V132H70ZM87 130H88V134H90V135H88L87 134ZM97 130V131H96ZM104 131V133H103V131ZM108 130V131H107ZM158 130V131H157ZM198 130V131H197ZM26 131H27V133H26ZM58 131V132H57ZM61 131V132H60ZM63 131V132H62ZM81 131V132H80ZM84 131V132H83ZM96 131V132H95ZM101 131V132H100ZM116 134H113V132ZM151 131H153V130H151ZM184 131V132H183ZM189 133H188V132ZM24 132V133H23ZM43 132V131H42ZM56 133V134H54V133ZM78 132V133H77ZM86 132V133H85ZM162 132V131H161ZM205 132H206V134H205ZM52 135H51V134ZM65 133H67V134H65ZM75 133H77L78 135H79V133H81L80 134V136L78 137L79 138V140H77L78 138H74V137H77L78 135L77 134H75ZM93 133V134H92ZM98 133V134H97ZM103 133V134H102ZM107 133V134H106ZM110 133V134H109ZM118 133H120V132H118ZM155 133V132H154ZM183 133V134H182ZM187 133V134H186ZM62 134V135H61ZM75 136H74V135ZM101 134V135H100ZM170 134V135H169ZM174 134V135H173ZM178 134H182L181 136L180 135H178ZM191 134H193L192 136H191ZM194 134H195V136H194ZM197 134V135H196ZM241 134H248V135H250V136H245V138L243 137L242 139H239L240 138V135ZM39 135V136H38ZM54 135V136H53ZM67 135V136H66ZM72 135V136H71ZM86 135H88V136H86ZM102 135H104V136H102ZM170 137H169V136ZM187 135V136H186ZM190 135V136H189ZM206 135V136H205ZM52 136V137H51ZM56 136V137H55ZM82 136V137H81ZM92 138H91V137ZM99 136V137H98ZM107 136V137H106ZM172 136H174V137H172ZM24 137H25V135H24ZM45 137V138H44ZM57 138V139H55V138ZM94 137H95V139H94ZM102 137V138H101ZM109 137H110V139H109ZM114 137H115V139H114ZM121 137H124V136H121ZM129 137H131V136H129ZM163 137V136H162ZM173 139H172V138ZM177 137V138H176ZM181 137H183V139H181ZM187 137H189V138H191L192 137V139H189V138H187ZM48 138V139H49ZM52 138H54V139H52ZM61 138H63V139H61ZM67 138V139H66ZM68 138H70V139H68ZM86 138V139H85ZM92 139V141H91V139ZM97 138H99V140L97 139ZM125 138V139H126ZM204 138V139H203ZM211 138V139H210ZM47 139V140H48ZM60 139V140H59ZM80 139H82V140H80ZM106 139V140H105ZM118 140V142H119V145L118 146H116L115 144H117L118 142H117V140ZM156 139V140H155ZM167 139H169L170 141H168ZM177 139V140H176ZM194 139V140H193ZM203 139V140H202ZM213 139V140H212ZM219 139V140H218ZM56 140H57V142H56ZM64 141V143H66V144H68V145H66V144H64L63 143V141ZM72 140H73V142L74 143H72ZM87 140H89V141H91V143H92V146H93V150L96 152V153H94V151H93V155H95V158L93 157V159H90L89 160V163H87V164H89L90 165V171L89 170H87V168H85L83 165H85V164H82L81 162L79 163V161H83V160H81V158H77V156H79L80 155V153H82V152H78L79 150H81L82 148H83V144H84V142L85 141H87ZM98 140V141H97ZM103 140V141H102ZM116 140V141H115ZM136 140V139H135ZM135 140H133L134 142H135ZM163 140L165 141V142H163ZM188 140V141H187ZM23 141V140H22ZM48 141H50V140H48ZM51 141V142H52ZM61 141V142H60ZM81 141V142H80ZM82 141H84L83 142V144H81L82 143ZM106 141V142H105ZM137 141V140H136ZM151 141V140H150ZM207 141V142H206ZM210 141H212L211 143H209ZM239 141V142H238ZM50 142V143H51ZM78 142V143H77ZM88 142V141H87ZM86 142V143H87ZM95 142V143H94ZM114 142V143H113ZM122 142V143H121ZM123 142H125L124 144H123ZM129 142H131V143H129ZM154 142H152V143H154ZM163 142V143H162ZM172 142V143H171ZM176 142V143H175ZM190 142H192V143H190ZM72 143V144H71ZM101 143V144H100ZM103 143V144H102ZM107 143V144H106ZM154 143V144H155ZM161 143V144H160ZM171 143V144H170ZM179 143V144H178ZM185 143H186V145H185ZM214 143V144H213ZM223 143V144H222ZM52 144V143H51ZM97 144H99V146L97 145ZM112 144L114 145V146H112ZM126 144H128V145H126ZM136 144V143H135ZM137 144H138V142H137ZM167 144H169V145H167ZM70 145V146H69ZM82 146V147H80L81 149H78L79 148V146ZM88 145H89V143H88ZM94 145H96V146H94ZM104 145V146H103ZM107 145V146H106ZM121 145V146H120ZM173 145V146H172ZM198 145V146H197ZM207 145V146H208ZM230 145V146H229ZM24 146H26V147H24ZM62 146V147H63ZM66 146H69V147H66ZM112 148H111V147ZM126 146V147H125ZM138 146V145H137ZM136 146V147H137ZM186 146V147H185ZM229 148H228V147ZM39 147H40V149H39ZM96 147V148H95ZM105 147V148H104ZM120 148L119 150L121 151L122 150V147H123V151H119V150H117V149H115V148ZM188 147L190 148H192V151L191 152H188V151H186V148L188 149ZM90 148H91V145H90ZM100 148V149H99ZM111 148V149H110ZM160 148V147H159ZM162 148V147H161ZM171 148V149H170ZM185 148V149H184ZM221 148H220V150H221ZM55 149V150H56ZM108 149V150H107ZM126 149V150H125ZM178 151H177V150ZM179 149H181L182 151H186V153L188 152V155H186V153H184V152H181V150H179ZM184 149V150H183ZM214 150H215V148H213ZM222 149V150H223ZM61 150V151H60ZM62 151V152H65V151ZM66 150H68V152H69V155H70V151H71V148L70 149H66ZM70 150V151H69ZM73 150V151H74ZM100 150V151H99ZM109 150H111V151H109ZM115 152H113V151ZM125 150V151H124ZM132 150V149H131ZM130 150V151H131ZM135 150V149H134ZM169 152H168V151ZM198 150V149H197ZM197 150L195 151V152H197ZM211 150V149H210ZM214 150H211V152L212 151H214ZM25 151V152H24ZM41 151L43 152V153H41ZM73 151H71V152H73ZM74 151V152H75ZM81 151H84V148L81 150ZM117 151V152H116ZM133 151V150H132ZM128 152L130 155H131V153H133V152ZM175 151H177V152H175ZM180 151V152H179ZM190 151V150H189ZM101 152V153H100ZM105 154H104V153ZM110 153V155L108 154V153ZM195 152H193V154L195 153ZM26 153V154H25ZM45 153V154H44ZM79 153V155H77ZM84 153V152H83ZM82 153V154H83ZM91 153V152H90ZM98 153V154H97ZM116 153H118V155H116ZM127 153V154H128ZM184 155H183V154ZM223 153H224V155H223ZM41 154H43V157L44 156H46V157H44V158H42L41 156ZM67 156H69L67 153H65ZM65 154H63V155H65ZM73 154V153H72ZM101 154V155H100ZM120 154H121V156H120ZM139 155L138 156V158H136V156L137 155ZM173 154H171V155H173ZM48 155V154H47ZM90 155V154H89ZM98 155H100V156H98ZM107 155H109V156H112L111 158H116V159H110V157L109 156H107ZM123 155V156H122ZM164 155V156H165ZM173 155V156H174ZM212 155V154H211ZM39 156V157H38ZM85 155H81V157H83V158H85L84 157ZM117 156V157H116ZM124 156H126L125 158H124ZM132 156H131V163H133L132 161H133V159H132ZM163 156V157H164ZM172 156V157H173ZM27 157H29L31 160L29 161V159L27 158ZM89 157H91L92 158V153H91V156H89ZM107 157H109V159L107 158ZM121 157H122V159H121ZM219 157H221V158H219ZM222 157H224V158H222ZM36 158V159H35ZM38 158V159H37ZM43 160H42V159ZM52 158H55V159H53L52 160ZM67 158V157H66ZM74 158V159H73ZM104 159V160H100V159ZM177 158H179V159H177ZM28 159V160H27ZM59 159V160H58ZM76 159V160H75ZM94 159H96L95 160V162H97V163H95V165L96 166H98L99 164H100V166H98V167H96L95 165H93L94 164ZM100 160L99 162H98V160ZM105 159H107V161L105 160ZM137 159H139V160H137ZM169 159V160H168ZM221 159V160H220ZM32 160H35V161H33V163H32V165L31 164H29L28 162H26V161H29V162H31ZM37 160V161H36ZM64 160V161H63ZM73 160V161H72ZM77 160H79V161H77ZM110 160V161H109ZM112 160H114V161H116V162H113ZM123 161V160H125V162H119V161ZM164 160V159H163ZM183 160H185V163H184V161ZM22 161V162H23ZM58 161H60V162H64L65 164H68V166H70V167H67V165H64L63 163H60V162H58ZM74 161H75V163H74ZM91 161H93L92 163H90ZM140 161H144V160H140ZM22 162H21V164H22ZM34 162H36V163H34ZM39 164H38V163ZM44 162V163H43ZM68 162V163H67ZM73 162V163H72ZM103 162V163H102ZM112 162V163H111ZM119 162V163H118ZM228 162V163H227ZM26 163V165H24ZM44 164V165H42V164ZM57 163V164H56ZM59 163V164H58ZM76 163H78V165H76ZM107 163H108V165L110 166V168L111 169H113V172H114V169H115V174L114 173H110V170L108 169V167L109 166H107ZM115 163V164H114ZM130 163V164H131ZM183 163L184 164H186V165H184L183 166ZM230 163V164H229ZM34 164L36 165V164H38L37 165V168H36V166L35 167H33L34 166ZM52 165V168H50L51 167V165ZM54 164H55V166H54ZM69 164H71V165H69ZM82 164V165H81ZM86 164V165H87ZM110 164H112V165H110ZM119 164V165H118ZM121 164V165H120ZM159 165V167H158V169H157V166ZM29 165V167H27ZM31 165V166H30ZM40 165L41 166H45L44 168H45V170L46 169H48V168H50V170L48 169V170H46V172H45V170H43V168H41L40 169ZM47 165H50L49 167H47ZM81 165V166H80ZM92 165V166H91ZM103 165H105L104 167H103ZM118 165V166H117ZM134 165V166H133ZM210 165H211V163H210ZM26 166V167H25ZM71 166H73L74 167V169H73V167H71ZM107 166V167H106ZM117 166V167H116ZM121 166H125V167H123V169L124 168H128V169H130L131 171H128V170H121V172L119 173V171H118V169H119V167H120V169L122 168ZM153 166H154V164H153ZM184 167V169H183V167ZM214 166V167H213ZM24 167V168H23ZM31 167H33V168H31ZM55 167V168H54ZM64 169H63V168ZM80 167V168H79ZM83 167V168H82ZM92 167V168H91ZM154 167V168H155ZM178 167V168H177ZM67 168H72L71 169V171H69L70 169H67ZM86 169V171H85V173H87V175L82 171V170H80V169ZM96 169V171H97V173H96V171H93V169ZM99 168H101L100 170H99ZM103 168H105L104 170H106V172H104V170H103ZM223 168L225 169V171L223 170ZM33 169V170H32ZM36 169H38L37 170V172L35 171ZM56 170L57 172H55V171H53V170ZM61 169V170H60ZM76 169V170H75ZM92 169V170H91ZM94 169V170H95ZM140 169V168H139ZM169 169V170H170ZM64 170V171H63ZM66 170V171H65ZM77 170L78 171H80V172H77ZM160 170V171H159ZM183 172H182V171ZM43 171V172H42ZM49 171V172H48ZM63 171V172H62ZM73 171V172H72ZM99 171V172H98ZM103 171V172H102ZM116 171H118V173L119 174H116ZM122 171H126V172H129V175L128 174H124V172H122ZM155 171V172H154ZM175 171V170H174ZM179 171H181V172H179ZM34 172H36V173H34ZM47 172L48 173H52V176H51V174H47ZM65 172V173H64ZM68 172H71L70 174H68ZM82 172V173H81ZM102 172V173H101ZM125 172V173H126ZM141 173V174H139V173ZM156 172H160L159 173V175L158 176H156V178L155 177H153L155 174H153V173H156ZM173 172V171H172ZM171 172V173H172ZM53 173H55V174H53ZM74 173V174H73ZM98 173H100V174H98ZM165 173V174H166ZM174 174H173V176H170V178L171 179H173V178H175V172H173ZM240 173V174H239ZM46 174V176H44V175ZM79 175V176H77V175ZM81 174V175H80ZM85 174V175H84ZM98 174V175H97ZM102 174V175H101ZM106 174V175H105ZM110 174H112V176L110 175ZM135 174V175H134ZM146 176H145V175ZM162 174V175H163ZM211 174V175H210ZM37 175V176H36ZM38 175H39V177L40 178H42L41 179V182H40V178H38ZM56 175V176H55ZM96 175V176H95ZM99 175H100V177L102 178V180L100 179V177H99ZM113 175H114V177H113ZM129 176L128 178L126 177V176ZM137 175V176H136ZM170 175H172V174H170ZM178 175V174H177ZM200 175V174H199ZM217 175V176H216ZM227 175V176H226ZM43 176V177H42ZM50 176V177H49ZM103 176V177H102ZM106 176L108 177L107 179H106ZM201 176H198V179L201 177ZM220 176V177H219ZM225 176V177H224ZM59 177V178H58ZM64 177V178H63ZM65 177H67V178H65ZM90 177V178H89ZM92 177L94 178V179H92ZM111 177V178H110ZM117 177V178H116ZM141 177V178H140ZM150 177H153V180H150ZM168 178H169V176H167ZM210 177V178H209ZM234 177V178H233ZM36 178H37V180H36ZM54 179L53 180V182L51 181L52 179ZM59 180H57V179ZM74 178H76L75 180H74ZM87 178V179H86ZM105 178V179H104ZM110 178V179H109ZM149 178V179H148ZM155 178V179H154ZM176 178H178L177 176H176ZM230 178V179H229ZM246 178V179H245ZM22 179H24L25 181L27 180V179H25V178H23L22 177ZM69 179V180H68ZM85 179L87 180V181H89L90 183H92V184H90L89 182H87V181H85ZM144 179V180H143ZM148 179V180H147ZM159 179V178H158ZM157 179V180H158ZM201 179H202V177H201ZM60 180H61V183H60ZM79 180V182H81V184H78L79 182H77ZM100 180V181H99ZM128 182H127V181ZM136 180V181H135ZM138 180V181H137ZM147 180V181H146ZM177 181H178V179H176ZM176 180H174V181H176ZM230 180V181H229ZM22 181L23 183H24V185H25V183L27 184V187H28V181ZM76 182L78 185H77V187H80V190H76L75 191V193H74V191L72 192V190H71V187H69V186H67V185H70V184H72V182ZM107 181V182H106ZM109 181H110V184H111V186H109L108 184H109ZM118 181V182H117ZM121 181H122V183H121ZM132 181V182H131ZM142 181V182H141ZM143 181H145V182H143ZM176 181V182H177ZM213 181V182H212ZM225 181H227V183L225 182ZM44 182V181H43ZM73 182V183H74ZM96 182V183H95ZM98 182H99V184H98ZM204 183V185H202L201 186V183ZM222 182H224V183H222ZM230 182V183H229ZM22 183V184H23ZM87 183V184H86ZM116 185V186H118V189H119V191H118V189H117V187L116 186H114V184ZM118 183H119V185H118ZM127 183V184H126ZM134 183H135V185H134ZM146 183V184H147ZM156 183V182H155ZM202 183V184H203ZM216 183H217V185H216ZM226 183V184H225ZM44 184L45 183H43V186H42V189L41 188H38L37 189V185H36V189L35 190H38V191H36L37 192V194L41 191V193L43 194V192H45L44 190H45V186H44ZM84 184H86V186L84 185ZM122 184H124V186L122 185ZM129 184H130V186H133V188L131 189V187L129 186ZM140 184V185H139ZM198 184V185H199ZM39 185V186H40ZM94 185L97 187V189H99L100 188V190H97L96 189V187H94ZM102 185V186H101ZM104 185V186H103ZM106 185V186H105ZM127 185V186H126ZM153 185H154V183H153ZM216 185V186H215ZM23 186V185H22ZM87 187V186H90L91 188L89 189V187L88 188H85V187ZM113 186V187H112ZM140 186V187H139ZM207 186V188H205V187ZM25 187V186H24ZM26 187V188H27ZM107 187V188H106ZM110 187V188H109ZM204 187V188H203ZM219 187V188H218ZM222 187V188H221ZM233 187V188H232ZM23 188V187H22ZM121 188V189H120ZM128 188V189H127ZM135 188V189H136ZM149 188V189H148ZM189 188H188V190H189ZM212 188V189H211ZM219 190H218V189ZM224 188V190H222ZM227 188V190H225ZM40 189V190H39ZM77 189H79V188H77ZM83 189H85V190H83ZM89 189V190H91L92 192H90V191H87V190ZM101 189H103V190H101ZM107 189V190H106ZM109 189V190H108ZM110 189H111V191H110ZM124 191H123V190ZM126 189V190H125ZM133 190L132 192H134V193H136V194H133L132 192H130L131 193V195H129V196H132V195H135L134 197H137L136 195L138 194L139 195V191L137 192V190ZM217 189V190H216ZM229 189V190H228ZM25 190L26 189H24L23 190V192H25ZM43 190V191H42ZM105 190V191H104ZM186 190V189H185ZM190 190V191H191ZM204 190V191H203ZM208 190V191H207ZM79 191V192H78ZM84 191V192H83ZM96 192V193H94V192ZM100 191H103V192H100ZM115 191V192H114ZM147 191V192H146ZM224 191H226L225 193H223ZM234 191V192H233ZM22 192V193H23ZM78 192V194H76ZM82 192V193H81ZM113 194H112V193ZM120 192V193H119ZM144 192H142V193H144ZM185 192V191H184ZM193 192V191H192ZM197 192V193H196ZM211 192H213V194H210ZM217 192V194L215 195V193ZM237 192V193H236ZM239 192V193H238ZM26 193V192H25ZM24 193V194H25ZM40 193V194H41ZM80 193V194H79ZM90 193V194H89ZM103 193V194H102ZM130 193H128V194H130ZM140 194L141 196L142 195H145V197L147 196H150L149 194ZM186 193V192H185ZM200 193V194H199ZM38 195L39 197L42 195ZM89 194V195H88ZM92 194H95V195H93V197H94V199H90V197H89V199H88V196H90L91 195V198H93L92 197ZM98 194H99V196H98ZM110 194V195H109ZM121 194L124 196V195H126V196H121ZM202 194H203V196H202ZM204 194H206V195H204ZM226 194V195H225ZM23 195V194H22ZM21 195V196H22ZM80 195V196H81ZM105 197H104V196ZM139 195V196H140ZM175 195V196H174ZM200 195H201V197H200ZM221 195V196H220ZM86 196V197H85ZM115 198H114V197ZM116 196H117V198H116ZM140 196V197H141ZM173 196H174V198H173ZM183 196V197H182ZM204 196H205V198H204ZM214 196V197H213ZM221 197V198H216V197ZM222 196H225L224 198L222 197ZM95 197H96V199H95ZM200 197V198H199ZM99 198H101L100 200H99ZM124 198V199H123ZM153 198V199H152ZM191 198H192V196H191ZM199 198V199H198ZM202 198V199H201ZM207 198H209V199H207ZM213 198H214V200H213ZM22 199H24V196H23V198ZM25 199H26V195H25ZM107 201H106V200ZM114 199V200H113ZM116 199V200H115ZM124 201H123V200ZM137 199V198H136ZM152 199V200H151ZM169 199H171V200H169ZM201 199V200H200ZM204 199H205V201L206 200H209L208 202L206 201V205L208 206L209 205V207H207L206 205H203V203L205 204V201H204ZM220 199V200H219ZM246 199V200H245ZM104 200V201H103ZM118 200V201H117ZM120 200V201H119ZM124 202H122V201ZM168 200H169V202H168ZM183 200H182V202H183ZM191 200V202H192V199H190ZM198 200H200V201H198ZM213 200V201H212ZM217 200H218V202H217ZM221 200H223V201H221ZM234 200V201H233ZM25 201V200H24ZM40 201H42L41 199H40ZM102 201V202H101ZM106 201V202H105ZM179 201V203H177ZM195 201V202H194ZM201 201H202V204H201ZM211 201V202H210ZM236 201V202H235ZM43 202V201H42ZM41 202V204H43ZM108 202V203H107ZM122 203V206H121V203ZM149 202V203H148ZM187 202V203H186ZM214 202V203H213ZM216 202V203H215ZM222 203V202H224V204H223V206L222 205H219L218 203ZM104 203V204H103ZM108 204V206H107V204ZM147 203V204H146ZM160 203V202H159ZM198 203H200L199 205H197ZM210 203H212V204H215V205H210ZM247 203V204H246ZM22 204H24V202H23V200H22ZM39 204H40V202H39ZM41 204L40 205H37L39 208L41 207ZM97 205L98 206V210H100L101 211V213H100V211H98L97 210V207L95 206L94 207V205ZM100 204H103L102 205V207H101V205ZM111 204V205H110ZM117 204V205H116ZM120 204V205H119ZM151 204V205H150ZM168 204L171 206V207H167L168 206ZM173 204V205H172ZM196 204V205H195ZM244 204V205H243ZM92 205V206H91ZM120 207H119V206ZM200 205H202L201 207H200ZM243 205V206H242ZM37 206H36V208L35 209H37V210H35V213L38 215L39 213H37L38 212V208H37ZM110 206V207H109ZM113 206H114V208H113ZM158 206H159V204H158ZM179 206H181V207H179ZM194 206V207H193ZM212 206V207H211ZM220 206H221V208H220ZM92 207V208H91ZM105 207V208H104ZM119 207V208H118ZM151 207V208H150ZM198 207H199V209H198ZM206 207V208H205ZM214 207V208H213ZM216 207H218V208H216ZM242 207V208H241ZM123 208V207H122ZM211 208H213V209H211ZM116 209H117V211H116ZM231 209V210H230ZM233 209V210H232ZM41 210V209H40ZM107 210V211H106ZM120 210V211H119ZM155 210V211H156ZM176 210V211H175ZM203 210V211H204ZM217 210L219 211V212H217ZM227 212H226V211ZM230 210V211H229ZM110 211V212H109ZM107 212V213H106ZM111 212H112V214H113V216H116V215H118V218H116L115 220H114V223H116L115 225L114 224H111L112 222H113V216L111 215ZM167 212V213H166ZM176 212H178V213H176ZM182 212V213H181ZM189 212V213H188ZM215 212V213H214ZM116 215H115V214ZM157 213H155V214H157ZM165 213V214H164ZM172 213V214H171ZM101 214V215H100ZM164 214V215H163ZM169 214V215H168ZM180 214V215H179ZM182 214V215H181ZM183 214H185V215H183ZM41 214H39V216H40ZM95 215V216H94ZM100 216V218H99V216ZM163 215V217H164V219L162 218V219H160L161 218V216ZM179 215V217H177ZM189 215H191V216H189ZM232 215V216H231ZM103 216V217H102ZM155 216H157L158 217V215H155ZM189 218H188V217ZM220 216V217H219ZM225 216V217H224ZM230 216V217H229ZM235 216V217H234ZM24 217V215H22V222L24 221L25 222V217ZM102 217V218H101ZM108 219H107V218ZM137 217H138V215H137ZM157 217H156V220H157ZM178 220V218H181V219H179V221H177V220H175V218ZM216 217H218L217 219H216ZM224 217V218H223ZM94 218V219H93ZM97 218V219H96ZM106 220L105 221V223H104V219ZM183 218H184V220H183ZM191 218H194V219H196V220H194L195 221V223H196V221H197V223L196 224H198V227H195V230H197L196 228H200V226H202V229H203V231L205 232V230H204V228L209 232V231H211V232H213V228H214V232L216 231V229H217V227H220L221 228V226H220V224L221 223H223L224 221L226 222L224 225H225V228L227 227V229H226V236H227V238H226V240H227V242H226V240L224 241L225 242V245H224V242H222L223 244H221L220 243V238L218 237L219 235H218V233H214L213 232V234H215V236L214 235H212V233L210 232V233H207V232H205V233H207V234H209L207 237H203V238H201L202 237V233H204V232H202L201 234H200V232H199V234H200V236H197L198 238H194V236L198 233H194V234H192L193 233V231L192 230H194L193 228L194 227H192V228H188L189 230H187V231H185L186 229H187V225H190L191 224ZM200 218V219H199ZM228 218V219H227ZM243 218V219H242ZM171 219V220H170ZM208 219V220H207ZM219 219V220H218ZM220 219H221V223H220ZM38 220H39V218H38ZM37 220V221H38ZM98 220V221H97ZM100 220H102V221H100ZM182 220V221H181ZM217 220H218V222H217ZM224 220V221H223ZM175 223H174V222ZM188 223H187V222ZM209 221V222H208ZM107 222V223H106ZM155 222H158V220L157 221H155ZM167 222V223H166ZM184 222H186V223H184ZM203 222V223H202ZM211 222H212V224H211ZM39 223L40 222H38L37 224L39 225ZM168 223H170V225L168 224ZM194 222L192 221V224H193ZM211 224V226H210V228H209V230H208V227L209 226H206V225H210ZM214 223V224H213ZM257 225H256V224ZM81 225V226H77V225ZM108 224V225H107ZM181 224H182V226H181ZM183 224H185L184 226H183ZM191 224V225H192ZM204 224H206V225H204ZM41 225V224H40ZM104 225H107L106 227H104ZM109 225V226H110ZM127 225H129V224H127ZM167 225H169V229H168V226ZM195 225V224H194ZM203 225H204V227H203ZM215 225V226H214ZM86 226V227H85ZM118 226V225H117ZM186 226V227H185ZM193 226V225H192ZM206 226V227H205ZM212 226H214V227H212ZM69 227V228H68ZM80 227V228H79ZM100 227V228H99ZM110 227V228H111ZM128 227V228H127ZM166 227H167V229H166ZM171 227V228H170ZM84 228V230H82ZM103 228H105L106 229V231H102V230H105V229H103ZM157 228V229H158ZM184 228H186V229H184ZM219 228V229H220ZM96 229H98V234L95 232V234H93V231H97ZM100 229V230H99ZM151 229V230H150ZM159 229H162V228H159ZM176 229H173L172 228V230H170L171 232H173V230H175L176 231ZM190 229H192V230H190ZM201 229V228H200ZM68 230V231H67ZM69 230H70V232H69ZM73 230H75V231H73ZM87 230V231H86ZM154 232H153V231ZM165 230H167V231H165ZM184 230V231H183ZM194 230V231H195ZM65 231H66V233H65ZM79 231V232H78ZM89 231V232H88ZM99 231H101V232H99ZM163 232V230H160V232ZM174 231V232H175ZM189 231V234L188 233H185V232H188ZM190 231L192 232V233H190ZM217 231H218V229H217ZM228 231V232H227ZM162 232L161 233H159L158 234V236L159 237H161V235H162ZM177 232V231H176ZM196 232V231H195ZM238 232V233H237ZM88 233L90 234V235H88ZM93 234V236H95V237H97L96 235H98V238L95 240V239H92V234ZM121 233V232H120ZM134 234V236H133V234ZM142 233V234H141ZM181 233V234H180ZM56 234V235H55ZM66 234V235H65ZM70 234V235H69ZM106 234V233H105ZM119 234V233H118ZM123 235H124V231H123V233H122ZM131 236H130V235ZM55 235V236H54ZM136 235H138V236H136ZM141 235L143 236V237H141ZM181 235H183L182 237H188L187 239L186 238H182L181 237ZM191 235H193V239H192V237H190ZM213 236V237H211V236ZM253 235V236H252ZM258 235H260V236H258ZM53 236H54V238H53ZM70 236V237H69ZM92 236V237H91ZM118 236V235H117ZM133 236V237H132ZM135 236H136V238H137V241H138V243H137V241H136V238H135ZM141 238H140V237ZM157 236V238L158 239H161V241H162V238H159ZM231 236V237H230ZM59 237V238H58ZM61 237V238H60ZM66 237H68L70 240H68ZM88 237H90V238H88ZM94 237V238H95ZM130 237H132V239H134L133 241H134V243L132 244V243H130V241H131V238ZM139 237V238H138ZM196 237V236H195ZM250 237H251V239L252 238H255V240L253 241V243H252V241H251V239H250ZM86 238V239H85ZM121 238V239H120ZM151 238V239H150ZM210 238V239H209ZM75 239V240H74ZM88 239H90V240H88ZM169 241H168V240ZM172 239V240H173ZM183 241H182V240ZM195 239V243H193L194 240ZM216 239H219V240H217L216 241ZM229 239V240H228ZM263 239V240H262ZM44 240H45V242H44ZM50 240V241H49ZM65 242H64V241ZM67 240V241H66ZM92 240H93V242H92ZM95 240V241H94ZM140 240H142V242H140ZM187 240V241H186ZM55 241V242H54ZM85 241V242H84ZM150 242V244L151 243H153L154 245H153V248L154 247H156L157 245H158V247L157 248H159V249H155V250H153L152 248H146V244H148L149 242ZM154 241H155V243H154ZM160 241V240H159ZM164 241V240H163ZM198 241V242H197ZM205 241H207V242H205ZM211 241V242H210ZM213 241H214V243H215V245H214V243H213ZM216 241V242H215ZM250 241V242H249ZM41 242V241H40ZM50 242V243H49ZM54 242V243H53ZM67 242V243H66ZM89 243V245L91 246L89 249H87L86 248V244H88ZM91 242V243H90ZM122 242V241H121ZM146 244H145V243ZM181 242V243H180ZM183 242V243H182ZM185 242V243H184ZM192 242L193 244H190V243ZM196 242H197V244H196ZM44 243H46V244H44ZM57 245H56V244ZM69 243H71V244H69ZM126 243H128V244H126ZM145 244V245H143V244ZM162 243V242H161ZM208 243H210V245L208 244ZM247 243V244H246ZM252 243V244H251ZM59 244V245H58ZM139 246H138V245ZM141 244V245H140ZM150 244H148V246L150 245ZM157 244V245H156ZM171 244V243H170ZM182 244V245H181ZM186 244H188V245H186ZM195 244V245H194ZM217 244V245H216ZM220 244V245H219ZM47 247H46V246ZM50 245V246H49ZM62 245H64L63 247H62ZM83 245H85V246H83ZM88 245V246H89ZM190 245H192V246H190ZM200 245H202V246H200ZM213 245V246H212ZM73 246V247H72ZM135 246V247H134ZM147 246V247H148ZM151 246H152V244H151ZM184 246V247H183ZM187 246H190V247H188L187 248ZM210 246H212V247H210ZM222 246V247H223ZM247 246V247H246ZM262 246V247H261ZM61 247V248H60ZM67 249H66V248ZM83 247V248H82ZM132 247L135 249H132ZM139 247V248H138ZM172 247V248H173ZM207 247V248H206ZM50 248V249H49ZM84 248H86V250L84 249ZM144 251V250H146L145 252H143L141 249ZM146 248V249H145ZM160 248H161V251L162 252H165L164 254H162L159 250H160ZM198 248V249H197ZM200 248V249H199ZM255 248H257V249H255ZM259 248V249H258ZM46 249L48 250V251H46ZM82 249V250H81ZM116 249V250H115ZM123 249V250H124ZM155 252L156 250H158V251H156L157 253H161V254H153L152 253V250ZM180 249V250H179ZM186 249V250H185ZM190 249H192L191 251H190ZM195 249V250H194ZM203 249V250H202ZM207 249V250H206ZM208 249H209V251H208ZM53 250V251H52ZM62 250V251H61ZM86 252H85V251ZM166 250H167V252H166ZM177 250H179V251H177ZM183 250V251H182ZM199 250V251H198ZM202 250V251H201ZM219 250L221 251V252H219ZM244 250H245V252H244ZM258 250V251H257ZM260 250H261V252H260ZM51 251V252H50ZM68 251V252H67ZM80 251V252H79ZM115 251H117L118 253H121V254H119V256H120V258H119V256H118V253H116ZM127 251V252H126ZM177 251V252H176ZM208 251V252H207ZM213 251V252H212ZM251 251V252H250ZM263 251V252H262ZM44 254H42V253ZM46 252V253H45ZM63 252L65 253V255L67 256V257H65V255H63ZM87 253L86 255H85V253ZM140 252H142V253H140ZM147 252V253H146ZM171 252H173V253H175V254H179L178 256L179 257H176L177 255H175V254H170ZM197 253V255L195 254V253ZM200 252V253H199ZM203 252L205 253H207V255H206V253L205 254H203ZM248 252H249V254H248ZM258 253V254H256V253ZM53 253H54V255H53ZM135 253V254H134ZM70 254V256L68 257V255ZM140 254H142L141 256H140ZM145 254V255H144ZM151 256V254H153V255H156V256H151V259H148L150 256ZM167 254V255H166ZM180 254H181V256H180ZM188 254V255H187ZM198 254H199V256H198ZM262 254V255H261ZM57 256V258H55L56 256ZM60 255V256H59ZM74 255V256H73ZM108 255H106V256H108ZM147 255V257H145ZM194 255H196V256H194ZM205 255V256H204ZM213 255V256H212ZM217 255V256H216ZM219 255V256H218ZM230 255V256H229ZM43 256V257H42ZM45 256V257H44ZM71 256H73L72 258H71ZM78 256V257H77ZM82 256V257H83ZM125 258V260H123L124 258ZM171 256H172V259H171ZM175 258H174V257ZM186 256V257H185ZM187 256H188V258H187ZM190 256V257H189ZM216 257V259H215V257ZM50 257V258H49ZM115 257H118L119 258V260H122L121 262H123V263H121V262H119V260H117V259H114ZM142 257H144V258H142ZM199 258V259H196V258ZM64 258V259H63ZM123 258V259H122ZM183 258V259H182ZM185 258V259H184ZM193 260H192V259ZM210 258V259H209ZM212 258H214V260H212ZM50 259V260H49ZM52 259V260H51ZM71 259V260H70ZM114 259V260H113ZM133 259H134V261H133ZM147 259H148V261H147ZM169 259V260H168ZM174 259H175V261H174ZM179 259H182V261L181 260H179ZM186 259H189V260H186ZM260 259V260H259ZM64 260V261H63ZM80 260H82L83 261V258L82 259H79V261ZM107 260V261H106ZM131 260V261H130ZM178 260V261H177ZM184 260V261H183ZM199 262H198V261ZM217 260V261H216ZM42 261V262H41ZM44 261V262H43ZM47 261V262H46ZM82 261H80V263H78V264H82L83 262ZM118 261V262H117ZM133 261V262H132ZM138 261V262H137ZM168 261V262H167ZM172 261V262H171ZM191 261V262H190ZM195 261V263H193ZM204 261V262H203ZM210 261V262H209ZM218 262V263H216V262ZM58 262V263H57ZM60 262V263H59ZM74 262V263H75ZM82 262V263H81ZM165 262H164V260H163V264H165ZM214 262V263H213ZM228 262V263H227ZM258 262V263H257ZM73 263V264H74ZM104 263H102V264H104ZM141 263H139V264H141ZM69 264H72V262L71 263H69Z\"/></svg>", "mask_w": 264, "mask_h": 264}, {"label": "bare ground", "instance_id": "bare-ground-1", "mask_svg": "<svg viewBox=\"0 0 264 264\" xmlns=\"http://www.w3.org/2000/svg\"><path fill=\"white\" fill-rule=\"evenodd\" d=\"M62 1H64V0H62ZM70 1V0H69ZM184 1V2H183ZM207 1V0H206ZM211 1V0H210ZM219 1V0H218ZM221 1V0H220ZM257 3V1L256 0H253L252 1V3H255V2ZM47 2H48V0H47ZM55 2V1H54ZM57 2V1H56ZM65 2H67V1H65ZM64 2V3H65ZM211 2H213V1H211ZM223 2H226L225 0L223 1ZM231 2V1H230ZM229 2V3H230ZM248 2H251V1H249L248 0ZM58 3V2H57ZM136 3V2H135ZM177 3V2H176ZM183 3V4H182ZM182 3H180L181 4V8H178L179 10H181V11H179V13L181 12V13H183L182 12V10H187L188 12L187 13H189V11H192V12H195L196 10H200L202 7V3H203V1L202 0H182ZM207 3H209V2H207ZM214 3V2H213ZM218 3H220V2H218ZM232 3V2H231ZM237 3V2H236ZM241 3V2H240ZM243 4L245 3V1H243L242 2ZM247 3V2H246ZM255 3V4H256ZM261 3V2H260ZM52 4V3H51ZM54 4H56V3H54ZM63 4V3H62ZM69 4V3H68ZM141 4V3H140ZM206 4V3H205ZM209 4H211V3H209ZM223 4V3H222ZM221 4V5H222ZM238 4V3H237ZM243 4H241V5H243ZM248 4V3H247ZM254 4V5H255ZM259 4V3H258ZM258 4H256V5H258ZM24 5V4H23ZM218 5V4H217ZM216 5V6H217ZM225 5H226V3H225ZM224 5V7H226ZM231 5V4H230ZM246 5V4H245ZM263 5V4H262ZM60 6V5H59ZM126 6V5H125ZM208 6V5H207ZM212 6H214V5H212ZM232 7H234L233 5H231ZM231 6H230V9H231ZM247 6H249V5H247ZM252 6H253V4H252ZM251 6V7H252ZM9 7H10V5H9ZM56 7V6H55ZM63 7H64V5H63ZM243 7V6H242ZM256 7V6H255ZM264 7V6H263ZM20 7L18 6V9H19ZM207 8V7H206ZM221 8V7H220ZM228 8V6L226 7V9ZM245 8V7H244ZM13 9V8H12ZM11 9V10H12ZM17 9V10H18ZM25 9V8H24ZM98 9V8H97ZM138 9V8H137ZM137 9L135 10L136 12H137ZM141 9H142V7H141ZM208 9V8H207ZM210 9V8H209ZM223 9V8H222ZM225 9V8H224ZM229 9V8H228ZM235 8H233V10H234ZM237 9H238V7H237ZM240 9V8H239ZM243 9V8H242ZM246 10H247V7L245 8ZM253 9V8H252ZM257 9V8H256ZM10 10V8H8V6H7V4H6V0H0V264H36V257H38V259H39V254H40V248H39V245L42 243V238L43 239H45V237L47 238V236L48 235H53V231H59L60 233H63V231L66 229V226L70 223V225L71 224H75V226H76V224L77 223H84V222H86V220H88V219H90V218H88L90 215V213L92 212H90V208H89V206H90V202L91 203H93L94 201H96V200H92V199H94V197H93V195H95V194H92V197L93 198H91V195L90 196H88V199H89V197H90V199L92 200V201H89V204H87L86 203V201H87V198L86 199H83V197H82V195L84 194H80V195H76V196H74V198L72 199H70V197L68 198L67 196H69L70 194L72 195L73 193H68L69 192V190L67 191V189H65L64 188V184H63V182L61 183V180H60V186H58V185H56V184H54V183H57L58 184V182H54V183H50V182H46L45 180L48 178L47 176H46V174L44 175V176H46L47 178H44L45 180H43L42 181V185H40V183L37 185L36 183L38 182V181H35V176H33V174H32V172L33 171H31L30 170V168H26L27 170L25 171V175L27 174V178H26V176L24 177L23 176V174H24V170L22 169V165H23V163L25 162V161H23L22 159L25 157V159H26V156H23L22 155V152H23V150H25V149H28V148H31V147H33V149L31 148L30 150H33V151H31V152H33L34 153V156H35V154L39 151L38 149H35V147L36 148H38V146H36V145H38L39 144V146H40V143L39 142H37V141H39V140H37L36 139V137H32V136H36L38 133H37V130H36V133L37 134H34V126L31 128V126L29 125V124H27V125H29L30 127H29V130L28 131H30V132H28L27 133V131H26V133L27 134H24L25 135V137H24V135L22 134V128H21V126L23 125H21V123L24 121V119H23V121H22V118H21V110H22V108H21V87H22V85H21V83H22V81H23V79L21 78L22 77V73H24L23 71H22V66H21V53H24V52H21L22 51V49L23 50H27L28 49V47L30 46V44H32V43H30L29 41L27 42V40L26 39H24V36L26 35L27 36V34H32L33 33V31L35 30V25H32V26H34L33 28L34 29H32L31 27H25V26H22V25H24V23H22V21L20 22V18L19 17H17V14L15 13V11L16 10H14V12H12ZM148 10V9H147ZM146 10V11H147ZM176 10V9H175ZM204 10V9H203ZM217 10V9H216ZM218 10H220V9H218ZM232 10V9H231ZM246 10H244L245 12H246ZM255 10V9H254ZM262 10V9H261ZM264 10V9H263ZM28 11V10H27ZM33 11V10H32ZM42 11V10H41ZM102 11V10H101ZM134 11V10H133ZM150 11V10H149ZM205 11V10H204ZM210 11V10H209ZM213 11H214V9H213ZM227 11V10H226ZM239 11H241V10H239ZM244 11H242L243 12V14H244ZM26 12V11H25ZM63 12H65V11H63ZM103 12V11H102ZM120 12V11H119ZM186 12V11H185ZM198 12V11H197ZM206 12V11H205ZM222 12V11H221ZM225 12V11H224ZM236 12V11H235ZM13 13H15V14H13ZM30 13V12H29ZM28 13V14H29ZM48 13V12H47ZM60 13V12H59ZM127 13V12H126ZM132 13V12H131ZM138 13H140V12H138ZM146 13V12H145ZM209 13V12H208ZM211 13H212V11H211ZM214 13H216L215 11H214ZM214 13H213V15H214ZM228 13H231L230 11L228 12ZM228 13H227V15H228ZM250 13H251V11H250ZM256 13H257V10H256ZM27 13H26V15H28ZM39 14V13H38ZM115 14V13H114ZM142 14V13H141ZM159 14V13H158ZM198 14V13H197ZM234 13L232 12V15H233ZM258 14V13H257ZM257 14H255V15H257ZM25 15V16H26ZM41 15V14H40ZM73 15V14H72ZM91 15V14H90ZM179 15V14H178ZM204 15V14H203ZM217 15V14H216ZM223 15V14H222ZM227 15H225L226 17H227ZM231 15V16H232ZM236 15H237V13H236ZM247 16H245V17H248L249 15L248 14H246ZM29 16V15H28ZM82 16V15H81ZM93 16V15H92ZM139 16V15H138ZM143 16V15H142ZM146 16H148V14L146 15ZM187 16V15H186ZM193 16V15H192ZM196 16V15H195ZM194 16V17H195ZM209 16V15H208ZM234 17H235V15H233ZM259 16V15H258ZM22 17H23V15H22ZM33 17V16H32ZM31 17V18H32ZM42 17V16H41ZM64 17V16H63ZM84 17V16H83ZM119 17H120V22H119V20H118V22L122 25L121 26V29L120 30H122V32L123 31H127L128 32V34L127 33H125V35H124V33H123V36H125V39L124 40H126L127 39V41H128V43L130 42V43H136V44H134L135 46H138V44H139V46H145L146 47V44H147V46L148 45H150L151 43H155V44H158V43H161V42H163L162 40L163 39H160L159 38V34H158V32H162V26H160L161 25V22H159L160 20H158V19H155V18H150V19H148L147 20V22H146V24H145V28H144V30H142V31H139L140 30V27H138V31H136L137 30V28H136V30H134L133 28H131V26H130V24H132L133 22H135V23H137V22H139L140 20L135 16V15H131L130 14V16H127L126 14L124 15V14H120L119 15ZM182 17V16H181ZM200 17V16H199ZM220 17H222V16H220ZM224 17V16H223ZM229 17V16H228ZM236 17H239V16H236ZM244 17V18H245ZM25 18V17H24ZM30 18V19H31ZM46 18V17H45ZM70 18V17H69ZM85 18V17H84ZM93 18V17H92ZM159 18V17H158ZM192 18V17H191ZM202 18V17H201ZM213 18V17H212ZM240 18V17H239ZM253 18H254V16H253ZM259 18V17H258ZM262 18H264V17H262ZM83 19V18H82ZM97 19V18H96ZM187 19V18H186ZM185 18H184V20H186ZM204 19V18H203ZM206 19H207V17H206ZM206 19H204L207 23H204L202 20H200V21H202V22H200L201 24L199 25V23L198 22H195L194 21V23H193V25L195 24V23H197L194 27H197V26H199V27H197V29H199V30H201L202 28L204 29H202L201 30V32L202 31H205L210 25H206V24H208V20H206ZM224 19V18H223ZM230 19H231V23L233 24V22L235 21L234 19H232V17H229V19H225V22L226 21H230ZM236 19V18H235ZM256 19H257V16H256ZM255 19V20H256ZM260 19V18H259ZM25 20V19H24ZM38 20V19H37ZM84 20V19H83ZM82 20V21H83ZM92 20V19H91ZM112 20V19H111ZM188 20V19H187ZM218 20V19H217ZM238 20H240V19H238ZM251 20L252 19H250V22H251ZM264 20V19H263ZM73 21H76V20H73ZM94 21H96V20H94ZM109 21V20H108ZM116 21V20H115ZM114 21V22H115ZM133 21V22H132ZM189 21V20H188ZM193 21V20H192ZM221 21H223V20H221ZM221 21L218 23V22H216V23H218V24H220L221 23ZM248 21H249V19H248ZM258 21V20H257ZM256 21V22H257ZM261 21V20H260ZM26 22V21H25ZM32 22V21H31ZM49 22V21H48ZM117 22V21H116ZM171 22V21H170ZM187 22V21H186ZM236 22V21H235ZM259 22V21H258ZM74 23V22H73ZM93 23V22H92ZM118 23V24H119ZM134 23V24H135ZM174 23H176V22H174ZM202 23H204V25H206L207 27L205 28L204 27V25L202 24ZM212 23V22H211ZM237 23V22H236ZM239 23V22H238ZM240 23H242V22H240ZM248 23V22H247ZM255 23V22H254ZM22 24V25H21ZM26 24V23H25ZM33 24V23H32ZM78 24V23H77ZM110 24V23H109ZM160 24V25H159ZM168 24V23H167ZM223 24V23H222ZM226 24V23H225ZM252 24V23H251ZM257 24H259V23H257ZM263 24V23H262ZM27 25V24H26ZM29 25V24H28ZM31 25V24H30ZM67 25V24H66ZM71 25V24H70ZM138 25V24H137ZM172 25V24H171ZM212 25V24H211ZM217 25V24H216ZM216 25L215 26H212L213 27V29L216 27ZM228 25V23L226 24V26ZM244 25H246V24H244ZM253 25V24H252ZM259 25H261V23L259 24ZM259 25H257V26H259ZM78 26H79V24H78ZM96 26V25H95ZM95 26H93V27H95ZM118 26V25H117ZM141 26V25H140ZM142 26H144V25H142ZM188 26V25H187ZM191 26V25H190ZM223 25H221V27H222ZM229 26H231L230 25V23H229ZM238 26V25H237ZM243 26V25H242ZM249 26V25H248ZM43 29H46V30H51L52 31V29L54 28L53 27V24H51V23H44V24H42V26H41ZM68 27V26H67ZM80 27H81V25H80ZM115 27V26H114ZM119 27V26H118ZM132 27H133V25H132ZM162 27V28H161ZM167 27V26H166ZM232 27V26H231ZM253 27V26H252ZM263 27H264V25H263ZM42 28H41V30H42ZM82 28V27H81ZM173 28V27H172ZM191 28V27H190ZM190 28H188V29H190ZM226 28V27H225ZM239 28H240V26H239ZM244 28V27H243ZM251 28V27H250ZM249 28V29H250ZM259 28H260V26H259ZM72 29V28H71ZM118 29V28H117ZM169 29H170V27H169ZM168 29V30H169ZM187 29V28H186ZM185 29V30H186ZM219 29V28H218ZM247 29V28H246ZM77 30H79V28L77 29ZM99 30V29H98ZM190 30H192V29H190ZM193 30H194V28H193ZM209 30V29H208ZM212 30V29H211ZM223 30V29H222ZM230 30H233V29H230L229 28V31ZM245 30V29H244ZM248 30V29H247ZM261 30V29H260ZM262 30H264V28H262ZM44 31V30H43ZM68 31H70V30H68ZM74 31V30H73ZM72 31V33H74ZM92 31V30H91ZM91 31H89V32H91ZM173 31V30H172ZM181 31V30H180ZM189 30H187V32H188ZM195 31V30H194ZM196 31H198V30H196ZM207 31V30H206ZM213 31V30H212ZM211 31V32H212ZM220 31V30H219ZM219 31H217V32H219ZM239 31V30H238ZM251 31V30H250ZM249 30H248V32H250ZM257 31V30H256ZM122 33V32H120V31H117V33ZM199 32V31H198ZM200 32V33H201ZM224 32V31H223ZM233 31H231L230 33H232ZM236 31L234 30V33H235ZM246 32V31H245ZM264 32V31H263ZM36 33V32H35ZM35 33H33V34H35ZM46 33V32H45ZM50 33V32H49ZM48 33V34H49ZM63 33V32H62ZM113 33V32H112ZM118 33V34H119ZM163 34H164V32H162ZM174 33V32H173ZM184 33V32H183ZM207 33H209V31L207 32ZM214 33H215V30H214ZM213 33V34H214ZM220 33H221V31H220ZM239 33V32H238ZM241 33H243V32H241ZM250 33H253V32H250ZM256 32H254L253 34H255ZM38 34V33H37ZM51 34V33H50ZM49 34V35H50ZM67 34V33H66ZM87 34V33H86ZM97 34V33H96ZM115 33H113V35H114ZM168 34V33H167ZM187 35H188V33H186ZM191 34H192V31H191ZM193 34H194V32H193ZM202 34V33H201ZM212 34V33H211ZM224 34V33H223ZM236 34V33H235ZM234 34V35H235ZM246 34H247V32H246ZM245 34V35H246ZM253 34H251V35H253ZM88 35H89V33H88ZM92 35V34H91ZM117 35V34H116ZM166 35V34H165ZM196 35H198V34H196ZM203 35H204V33H203ZM206 35V34H205ZM209 35H210V33H209ZM232 35V34H231ZM244 35V36H245ZM40 36H42V35H40ZM45 36V35H44ZM52 36V35H51ZM61 36V35H60ZM70 36V35H69ZM68 36V37H69ZM74 36V35H73ZM80 36V35H79ZM99 36V35H98ZM122 36V35H121ZM167 36V35H166ZM189 36H191L190 34H189ZM200 36V35H199ZM202 36V35H201ZM243 35H241L240 36V34H239V37L241 38L240 40H238L237 42H239L238 43V45L240 46L241 45V47H244V49H247V51H248V48H245V47H247V45H248V47L250 46V48H249V50L251 49V51L253 52H257L258 54H256L257 56L259 55V57L257 58V56H256V59H254V60H260V61H258V63L260 62V64L259 65H264V33H256L255 34V37H253L252 39H249V40H246V39H243V38H245ZM29 37V36H28ZM37 37H39V36H37ZM36 37V38H37ZM49 37V36H48ZM93 37H95V36H93ZM111 37V36H110ZM162 37V36H161ZM204 38L206 37V36H203ZM202 37V38H203ZM221 37V36H220ZM224 37V36H223ZM222 37V38H223ZM44 38V37H43ZM51 38V37H50ZM66 38V37H65ZM78 38V37H77ZM87 38H88V36H87ZM182 38V37H181ZM185 38V37H184ZM199 38V37H198ZM207 38V37H206ZM215 38V37H214ZM220 39V40H223V39ZM41 39H42V37H41ZM84 39V38H83ZM187 39V38H186ZM191 39V41L190 42H192V40L194 39V38H190ZM189 39V40H190ZM213 39V38H212ZM228 39H229V37H228ZM232 39H233V37H232ZM35 40V39H34ZM55 40V39H54ZM59 40V39H58ZM120 40V39H119ZM166 40V39H165ZM183 40V39H182ZM201 40V39H200ZM219 40V39H218ZM236 40V39H235ZM65 41V40H64ZM68 41V40H67ZM86 41V40H85ZM94 41V40H93ZM126 41V42H127ZM184 41H185V39H184ZM204 41V40H203ZM230 41V40H229ZM233 41H234V39H233ZM57 42V41H56ZM62 42V41H61ZM182 42V41H181ZM205 42V41H204ZM203 42V43H204ZM210 42V41H209ZM213 42H215L214 41V39H213ZM223 42H225V40L223 41ZM237 42H235V43H237ZM27 43H30L29 44V46L27 45ZM65 43V42H64ZM87 43V42H86ZM128 43H126L125 44V42H124V44L125 45H127ZM150 43V44H149ZM202 43V44H203ZM208 43V42H207ZM226 43V42H225ZM229 43V42H228ZM234 43V44H235ZM25 44V45H24ZM47 44V43H46ZM188 44V43H187ZM193 44V43H192ZM199 44H200V42H199ZM205 45H207L206 43H204ZM210 44V43H209ZM216 44H217V42H216ZM220 44V41L218 42V45ZM27 45V46H26ZM38 45H39V43H38ZM56 45V44H55ZM54 45V47H56ZM61 45V44H60ZM68 45V44H67ZM117 45V44H116ZM152 45H154V44H152ZM197 45V44H196ZM214 44L212 43V45H211V47L213 46ZM229 45V44H228ZM25 48H24V47ZM33 46H34V44H33ZM40 46H41V44H40ZM43 46H44V44H43ZM46 46V45H45ZM62 46V45H61ZM78 46V45H77ZM120 46V45H119ZM129 46H130V44H129ZM182 46V45H181ZM184 46V45H183ZM215 46V45H214ZM214 46H213V48H214ZM221 46H222V43H221ZM224 46V45H223ZM226 46V45H225ZM231 46V45H230ZM229 46V47H230ZM233 46V45H232ZM231 46V47H232ZM23 47V48H22ZM36 47V46H35ZM154 47V46H153ZM156 47V46H155ZM227 47V46H226ZM228 47V48H229ZM230 47V48H231ZM234 47H236L235 45H234ZM45 48V47H44ZM47 48V47H46ZM62 48V47H61ZM126 48V47H125ZM138 48V47H137ZM183 48V47H182ZM196 48V47H195ZM201 48V47H200ZM207 50H209V47H208V45H207ZM212 48V49H213ZM222 47H218L217 48V50L218 49H221ZM30 49V48H29ZM39 49V48H38ZM38 49L37 50H35V51H38ZM145 49V48H144ZM156 49V48H155ZM184 49H185V47H184ZM199 49V48H198ZM212 49H211V51H212ZM223 49V48H222ZM221 49V50H222ZM224 49H226V48H224ZM224 49H223V51H224ZM242 49V48H241ZM25 50V51H26ZM41 50V49H40ZM44 50V49H43ZM55 50V49H54ZM57 50H58V48H57ZM56 50V51H57ZM172 50V49H171ZM186 50V49H185ZM200 50V49H199ZM214 50V49H213ZM221 50H219V52H221ZM227 50H230V49H227ZM226 50V51H227ZM233 50H235V49H233ZM243 50V49H242ZM27 51H29V50H27ZM33 51V50H32ZM55 51V53L57 54V52ZM174 51V50H173ZM178 51H179V49H178ZM181 51H183V50H181ZM187 51V50H186ZM190 51V50H189ZM198 51V50H197ZM237 51H238V49H237ZM250 51V52H251ZM31 52V51H30ZM41 52H44V51H41ZM180 52V51H179ZM184 52V51H183ZM193 52H194V50H193ZM202 52V51H201ZM200 52V53H201ZM206 52V51H205ZM205 52H204V54H205ZM225 52V51H224ZM243 52V51H242ZM251 52V53H252ZM253 52V53H254ZM29 53V52H28ZM37 53V52H36ZM45 53V52H44ZM156 53V52H155ZM212 53V52H211ZM223 53V52H222ZM221 53V54H222ZM226 53V52H225ZM230 53V52H229ZM248 53V52H247ZM253 53H252V55H253ZM48 54H50V53H48ZM47 53H46V55H48ZM62 54V53H61ZM195 54V53H194ZM203 54V55H204ZM227 54V53H226ZM24 55H25V53H24ZM27 55V54H26ZM28 55H30V53L28 54ZM40 55V54H39ZM53 55V54H52ZM180 55V54H179ZM208 55V54H207ZM215 55H217V51H216V54ZM214 54H212V57L213 56H215ZM223 55V54H222ZM229 55V54H228ZM233 55V54H232ZM240 55V54H239ZM245 55H248V54H246L245 53ZM31 56H32V54H31ZM35 56H36V54H35ZM49 56V55H48ZM205 56V55H204ZM235 56V55H234ZM238 56V55H237ZM241 56V55H240ZM243 56V55H242ZM249 56H250V54H249ZM33 58H34V56H32ZM31 57V58H32ZM44 57H46L45 55H44ZM53 57V56H52ZM55 57V56H54ZM60 57V56H59ZM188 57H190V56H188ZM192 57V56H191ZM219 57H220V55H219ZM223 57V56H222ZM244 57V56H243ZM246 57V56H245ZM28 58V57H27ZM37 58V57H36ZM38 58H39V56H38ZM43 58V57H42ZM47 58V57H46ZM49 58V57H48ZM179 58V57H178ZM185 58H187V57H185ZM204 58V57H203ZM207 58H208V56H207ZM215 58V57H214ZM218 58V57H217ZM217 58H216V60H217ZM239 58V57H238ZM251 58V57H250ZM23 59H24V57H23ZM30 59V58H29ZM53 58H51V59H49L50 61L52 60ZM60 59V58H59ZM140 59V58H139ZM144 59V58H143ZM180 59H181V57H180ZM188 59V58H187ZM194 59V58H193ZM192 59V60H193ZM210 59V58H209ZM234 59V58H233ZM25 60V59H24ZM27 60V59H26ZM35 60V59H34ZM38 60V59H37ZM41 60V59H40ZM44 60H47V59H44ZM56 60H57V58H56ZM162 60V59H161ZM197 59H195L194 61H196ZM202 60V59H201ZM205 60H207V59H205ZM212 60H213V58H212ZM216 60H213V61H216ZM218 60H220L219 58H218ZM223 60V59H222ZM222 60H220V61H222ZM229 60V59H228ZM231 60H232V58H231ZM247 60V59H246ZM246 60H245V63H246ZM32 61V60H31ZM36 61V60H35ZM48 61V60H47ZM46 61V62H47ZM53 61V60H52ZM51 61V62H52ZM62 61H64V60H62ZM134 61V60H133ZM194 61H191V62H194ZM203 61V60H202ZM208 61V60H207ZM209 61H211V60H209ZM208 61V62H209ZM220 61H218V63L220 62ZM233 61H235V60H233ZM37 62V61H36ZM61 62V61H60ZM143 62V61H142ZM180 62V61H179ZM182 62V61H181ZM205 62V61H204ZM223 62V61H222ZM231 62V61H230ZM239 62V61H238ZM241 62H242V59H241ZM252 62H253V59H252ZM261 62L263 63V64H261ZM24 63V62H23ZM32 63V62H31ZM53 63V62H52ZM56 63V62H55ZM63 63V62H62ZM129 63V62H128ZM188 63H189V61H188ZM195 63V62H194ZM201 64H202V62H200ZM236 63V62H235ZM240 63V62H239ZM243 63H244V60H243V62H242V65H243ZM249 63V62H248ZM254 63V62H253ZM33 64H34V62H33ZM57 64H59V63H57ZM65 64V63H64ZM134 64H136V63H134ZM145 64V63H144ZM165 64V63H164ZM179 64V63H178ZM183 64V63H182ZM182 64H180V65H182ZM186 64V63H185ZM209 64V63H208ZM207 64V65H208ZM213 63H211V65H212ZM228 64L230 65L231 63H229L228 62ZM227 63H226V65H228ZM247 64V63H246ZM254 64H256V63H254ZM37 66H38V64H36ZM40 65V64H39ZM42 65H43V63H42ZM46 65V64H45ZM60 65L61 66H63L61 63H60ZM184 65V64H183ZM196 65V64H195ZM200 65V64H199ZM198 65V66H199ZM205 65V64H204ZM236 65V64H235ZM248 65V64H247ZM250 65H251V63H250ZM256 65H258V64H256ZM48 66V65H47ZM46 66V67H47ZM65 66V65H64ZM130 66V65H129ZM135 66V65H134ZM144 66V65H143ZM197 66V65H196ZM224 66H225V64H224ZM230 66H233V65H230ZM239 66H241V65H239ZM238 66V67H239ZM245 66V65H244ZM27 67H29V65L27 66ZM40 67H42V66H39L38 68H40ZM46 67H44V68H46ZM186 67V66H185ZM190 67V66H189ZM208 67V66H207ZM218 67V66H217ZM220 67V66H219ZM236 67V66H235ZM237 67V68H238ZM247 67V66H246ZM250 67H252V66H250ZM260 67V66H259ZM259 67H258V69H259ZM37 68V69H38ZM57 68H58V66H57ZM65 68V67H64ZM130 68V67H129ZM129 68H128V70H129ZM131 68H133V67H131ZM130 68V69H131ZM193 68V67H192ZM204 68V67H203ZM210 68H211V66H210ZM225 68V67H224ZM226 68H227V66H226ZM229 68H231V67H228V69ZM245 68V67H244ZM253 68V67H252ZM255 68V67H254ZM257 68V67H256ZM35 69H36V67H35ZM61 69V68H60ZM60 69H58L59 71H60ZM68 69V68H67ZM120 69V68H119ZM118 69V70H119ZM134 69V68H133ZM148 69V68H147ZM180 70L182 69L181 68V66H180V68H179ZM178 69V70H179ZM196 69V68H195ZM194 68L192 69L193 71L195 70ZM208 69V68H207ZM206 69V70H207ZM220 69V68H219ZM238 69H240V68H238ZM237 69V70H238ZM250 69V68H249ZM248 69V70H249ZM26 70H30V69H26ZM33 70V69H32ZM62 70V69H61ZM123 70V69H122ZM125 70V69H124ZM128 70H126V73L128 72ZM201 70V69H200ZM199 70V71H200ZM210 70V69H209ZM218 70V69H217ZM246 70V74H247V69H245ZM245 70H243V72L245 71ZM263 70H264V67H263ZM34 71V70H33ZM39 71V70H38ZM38 71H37V73H38ZM63 71V70H62ZM137 71V70H136ZM141 71V70H140ZM149 71V70H148ZM185 71V70H184ZM187 71V70H186ZM186 71H185V73H186ZM193 71L191 72L192 74H193ZM196 71H197V69H196ZM199 71L197 72L198 74H199ZM208 71V70H207ZM239 71V70H238ZM250 71V70H249ZM251 71H252V69H251ZM250 71V72H251ZM262 71V70H261ZM29 72V71H28ZM32 72V71H31ZM42 72V71H41ZM47 72V71H46ZM46 72H43L44 74L46 73ZM67 72V71H66ZM72 72V71H71ZM121 72H123V71H121ZM181 73H182V71H180ZM188 72V71H187ZM210 72V71H209ZM208 72V73H209ZM223 71H221L220 73H222ZM227 72V71H226ZM235 72V71H234ZM240 72V71H239ZM30 73V72H29ZM42 73V74H43ZM48 73V72H47ZM125 73V74H126ZM202 73H204V72H202ZM201 73V74H202ZM259 73H261V72H259ZM263 73V72H262ZM25 74V73H24ZM27 74V73H26ZM31 74V73H30ZM30 74H27V75H29L30 76ZM36 74V73H35ZM49 74V73H48ZM71 74V73H70ZM116 74V73H115ZM114 74V75H115ZM128 74V73H127ZM183 74V73H182ZM181 74V78H182V76H184V75H182ZM195 74V73H194ZM206 74V73H205ZM205 74H203V75H205ZM212 74V73H211ZM241 74V73H240ZM244 74V73H243ZM242 74V75H243ZM248 74H250V73H248ZM33 75V74H32ZM31 75V76H32ZM186 75V74H185ZM203 75H202V77H203ZM223 75V74H222ZM226 75V74H225ZM228 75V74H227ZM254 75H255V72H254ZM25 76V75H24ZM24 76H23V78H24ZM28 76V77H29ZM42 76H44V75H42ZM136 76V75H135ZM179 76V75H178ZM200 76V75H199ZM198 76V77H199ZM27 77V78H28ZM50 77V76H49ZM124 77V76H123ZM187 78V76H184V78ZM223 77V76H222ZM221 77V78H222ZM229 77V76H228ZM243 77V76H242ZM250 77V76H249ZM35 78V76L33 75V79ZM37 78V77H36ZM48 78V77H47ZM46 78V79H47ZM108 78V77H107ZM186 78L185 79H182V80H185L186 81ZM192 78V77H191ZM197 78V77H196ZM195 78V79H196ZM207 78V77H206ZM211 78V77H210ZM217 78V77H216ZM225 78V77H224ZM224 78H222V79H224ZM22 79V80H21ZM38 79H40L39 77H38ZM38 79H37V81H38ZM45 79V80H46ZM130 79V78H129ZM209 79V78H208ZM207 79V80H208ZM248 79V78H247ZM252 79V78H251ZM30 80V79H29ZM181 80V79H180ZM193 80V79H192ZM206 80V79H205ZM25 81H27V80H25ZM34 81H36V80H34ZM41 81V80H40ZM143 81V80H142ZM188 81H190V79L188 80ZM194 81H196V80H194ZM198 81V80H197ZM196 81V82H197ZM209 81V80H208ZM217 81H218V79H217ZM222 81H224V80H222ZM227 81V80H226ZM251 81V80H250ZM253 81V80H252ZM262 81V80H261ZM29 82V81H28ZM118 82H120V81H118ZM146 82V81H145ZM181 82V81H180ZM179 82V83H180ZM184 82V81H183ZM182 82V84H184ZM195 82V83H196ZM200 82V81H199ZM213 82V81H212ZM260 82V81H259ZM25 83V82H24ZM126 83V82H125ZM136 83V82H135ZM186 83H188V82H186ZM185 83V84H186ZM190 84H191V81L189 82ZM193 83V82H192ZM204 83H206V82H204ZM204 83H203V85H204ZM210 83V82H209ZM215 83V82H214ZM222 83H224V82H222ZM250 83V82H249ZM26 84H27V82H26ZM25 84V85H26ZM34 84H35V82H34ZM128 84V83H127ZM194 84V83H193ZM196 84H198V83H196ZM200 84H202V83H200ZM28 85H29V83H28ZM87 85V84H86ZM103 85V84H102ZM206 85V84H205ZM218 85V84H217ZM221 85V83L219 84V86ZM227 85H228V83H227ZM239 85V84H238ZM253 85V84H252ZM31 86H33V85H31ZM36 86V85H35ZM121 86V85H120ZM148 86V85H147ZM157 86V85H156ZM155 86V87H156ZM180 86V85H179ZM187 86V85H186ZM219 86L217 87V88H219ZM226 86V85H225ZM105 87V86H104ZM132 87V86H131ZM138 87V86H137ZM182 87H183V85H182ZM195 87V86H194ZM193 87V88H194ZM206 87H207V85H206ZM210 87V86H209ZM231 87V86H230ZM240 87V86H239ZM253 87V86H252ZM21 88V89H20ZM25 88V87H24ZM31 88V87H30ZM154 88V87H153ZM226 88V87H225ZM238 88V87H237ZM29 89V88H28ZM36 89H38V88H36ZM103 89V88H102ZM148 89V88H147ZM150 89V88H149ZM161 89V88H160ZM166 89V88H165ZM180 89V88H179ZM186 90H188L189 89V87L187 86L186 88H185ZM191 89V88H190ZM205 90H206V88H204ZM203 89V90H204ZM212 89V88H211ZM241 89V88H240ZM30 90V89H29ZM39 90V89H38ZM68 90V89H67ZM182 90H183V88H182ZM204 90V92H206ZM213 90H214V88H213ZM219 91H220V89H218ZM254 90V89H253ZM32 91H33V89H32ZM43 91V90H42ZM69 91V90H68ZM108 91V90H107ZM132 91V90H131ZM149 91V90H148ZM170 91H171V89H170ZM190 91V90H189ZM210 91V90H209ZM223 91V90H222ZM222 91H220V92H222ZM234 91V90H233ZM28 92V91H27ZM37 92V91H36ZM35 92V93H36ZM50 92V91H49ZM65 92V91H64ZM108 92H110V91H108ZM116 92V91H115ZM154 92V91H153ZM172 92V91H171ZM186 92V91H185ZM188 92V91H187ZM196 92V91H195ZM198 92H202L201 90L200 91H198ZM217 92V91H216ZM225 92V91H224ZM67 93V92H66ZM66 93H64V94H66ZM214 93V92H213ZM31 94V93H30ZM44 94H46V93H44ZM63 94V93H62ZM61 94V95H62ZM69 94V93H68ZM67 94V95H68ZM72 94V93H71ZM107 94V93H106ZM105 94V95H106ZM124 94V93H123ZM127 94V93H126ZM129 94V93H128ZM147 94V93H146ZM150 94V93H149ZM157 94V93H156ZM163 94V93H162ZM174 94V93H173ZM184 94H186V93H184ZM201 93H199V94H197V95H200ZM28 95V94H27ZM41 95V94H40ZM47 95V94H46ZM49 95H51V94H49ZM97 95H99V93L97 94ZM112 95H113V93H112ZM132 95V94H131ZM134 95V94H133ZM141 95H142V93H141ZM140 95V97H142ZM159 95V94H158ZM187 95V94H186ZM191 95V94H190ZM210 95V94H209ZM239 95H240V93H239ZM32 96V95H31ZM45 96V95H44ZM48 96V95H47ZM55 96V94L53 95V97ZM57 96H58V94H57ZM66 96V95H65ZM72 96V95H71ZM74 96V95H73ZM107 96V95H106ZM120 96V95H119ZM126 96H128V95H126ZM162 96V95H161ZM202 96H203V94H202ZM206 95H204V97H205ZM211 96V95H210ZM213 96H215V95H213ZM226 96V95H225ZM243 96V95H242ZM38 97V96H37ZM56 97V96H55ZM97 97V96H96ZM136 97V96H135ZM151 97V96H150ZM152 97H153V95H152ZM151 97V98H152ZM169 97V96H168ZM170 97H171V95H170ZM181 97V96H180ZM191 97H192V95H191ZM203 97V98H204ZM207 97V96H206ZM24 98V97H23ZM29 98V97H28ZM40 98V97H39ZM47 98V97H46ZM59 98H60V96H59ZM106 98V97H105ZM139 98V97H138ZM137 98V99H138ZM150 98V99H151ZM160 98V97H159ZM158 98V99H159ZM196 98V97H195ZM214 98V97H213ZM219 98V97H218ZM239 98H240V96H239ZM26 99V98H25ZM48 99V98H47ZM52 99V98H51ZM50 99V100H51ZM121 99V98H120ZM119 99V100H120ZM128 99V98H127ZM171 99V98H170ZM205 99V98H204ZM242 99V98H241ZM29 100H31L30 98H29ZM33 100H34V98H33ZM41 101H42V99H40ZM49 100V101H50ZM54 100V99H53ZM52 100V101H53ZM66 100H68V99H65L64 101H66ZM78 100V99H77ZM81 100V99H80ZM100 100V99H99ZM180 101H181V99H179ZM183 100V99H182ZM192 100V99H191ZM203 100V99H202ZM32 101V100H31ZM30 101V102H31ZM36 101H38V99H36ZM45 101V100H44ZM48 101V100H47ZM60 101V100H59ZM58 101V102H59ZM88 101V100H87ZM116 101V100H115ZM124 101V100H123ZM153 101V99L151 100V102ZM158 101V100H157ZM185 101V100H184ZM188 101V100H187ZM187 101H186V103H187ZM197 102H198V100H196ZM203 101H205L206 102V99L205 100H203ZM43 102V101H42ZM70 102H73V101H70ZM90 102V101H89ZM106 102V101H105ZM158 102H161V101H158ZM179 102V101H178ZM200 102H202V101H200ZM200 102H199V104H200ZM210 102H212L211 101V99H210ZM217 102V101H216ZM215 102V103H216ZM226 102H228V101H226ZM37 104H38V102H36ZM50 103V102H49ZM61 103V102H60ZM76 103V102H75ZM99 103V102H98ZM118 103V102H117ZM121 103V102H120ZM129 103V102H128ZM155 103H156V101H155ZM155 103H150V105H148L147 103V105L150 107H152V111H151V108H150V110H148V115H149V111L150 112H152V115H149V116H153L152 118H150V117H146L145 116V118L144 117H142V118H140V119H146V118H148L147 119V121L149 120H154V114H157L158 116H159V114H161V113H158V112H162V109H163V107L162 108H159L158 107V105H156L155 107V109L153 108L154 106L153 105H155ZM182 103H183V101H182ZM192 103V102H191ZM190 103V104H191ZM28 104H30V103H28ZM36 104V105H37ZM46 104V103H45ZM93 104V103H92ZM95 104V103H94ZM93 104V105H94ZM116 104V103H115ZM152 104V105H151ZM157 104V103H156ZM161 104V103H160ZM159 104V106L161 107V105ZM167 104V106L169 105L168 103H166ZM176 104V103H175ZM184 104V103H183ZM190 104H188L187 103V105H190ZM207 104V102L206 103H204V105L205 106H207L206 105ZM209 104V103H208ZM231 104V103H230ZM233 104V103H232ZM33 105V104H32ZM54 105V104H53ZM76 105V104H75ZM99 105V104H98ZM103 105V104H102ZM106 105V104H105ZM119 105V104H118ZM131 105H132V103H131ZM143 105V104H142ZM170 105H172V101H171V103H170ZM169 105V106H170ZM179 105H180V103H179ZM178 105V106H179ZM185 105V104H184ZM196 105H198V103L196 104ZM195 105V106H196ZM201 105V104H200ZM34 107H35V104L33 105ZM32 106V107H33ZM39 106H40V104H39ZM52 106V105H51ZM50 106V107H51ZM60 106V105H59ZM70 106V105H69ZM78 106V105H77ZM81 105L79 104V107H80ZM85 106V105H84ZM108 106V105H107ZM162 106H164V105H162ZM166 106V107H167ZM191 106V105H190ZM189 106V107H190ZM193 106V105H192ZM199 106V105H198ZM198 106L196 107V108H198ZM205 106H203V107H205ZM33 107V108H34ZM38 107V106H37ZM42 107V106H41ZM54 107V106H53ZM65 107V106H64ZM78 107V108H79ZM87 107V106H86ZM90 108H91V105L89 106ZM95 107H97L96 105H95ZM104 107V106H103ZM117 107V106H116ZM124 107V106H123ZM135 107H137V106H135ZM140 107V106H139ZM147 106H145V108H146ZM149 107H147L148 109H149ZM172 107V106H171ZM170 107V108H171ZM194 107V106H193ZM208 107V106H207ZM39 108L40 107H38V111H39ZM76 107H74L73 109H75ZM84 108V110H85V107H83ZM89 108V109H90ZM105 108V107H104ZM107 108V107H106ZM143 108V107H142ZM164 108H165V106H164ZM180 108V107H179ZM185 108H186V106H185ZM184 108V109H185ZM188 108V107H187ZM210 108H212V107H210ZM209 108V109H210ZM214 108V107H213ZM24 109V108H23ZM47 109H49V107L47 108ZM46 109V110H47ZM51 109V108H50ZM54 109V108H53ZM53 109H52V111H53ZM56 109V108H55ZM64 109V108H63ZM67 109V108H66ZM77 109V108H76ZM75 109V110H76ZM86 109H88V108H86ZM96 109H98V107L96 108ZM141 109V108H140ZM144 109V108H143ZM174 109V108H173ZM204 109V108H203ZM230 109V108H229ZM27 110H30L29 108L27 109ZM31 110H34V109H31ZM42 110V109H41ZM58 110V109H57ZM95 109H93V111H94ZM100 110V109H99ZM99 110H98V112H99ZM102 110V109H101ZM106 110H109L108 108L106 109ZM115 110H116V108H115ZM126 110V109H125ZM127 110H128V108H127ZM126 110V111H127ZM129 110H131V109H129ZM128 110V111H129ZM134 110H136V109H134ZM179 110V109H178ZM185 110H187V109H185ZM198 110V109H197ZM196 110V111H197ZM200 110V109H199ZM206 110V109H205ZM208 110V109H207ZM37 111V112H38ZM44 111V110H43ZM50 111V110H49ZM71 111H72V109H71ZM78 111V110H77ZM79 111H80V109H79ZM82 111V110H81ZM85 111H87V110H85ZM114 111V110H113ZM126 111H124L123 113H125ZM142 111V110H141ZM145 111H147V110H145ZM163 111H164V109H163ZM169 111V114H171L172 115V113H170L171 112V110H168ZM29 112V111H28ZM31 112V111H30ZM29 112V113H30ZM33 112V111H32ZM35 112V111H34ZM37 112H36V114H37ZM44 112H46V111H44ZM55 112V111H54ZM62 112H64V110L63 111H61V113ZM69 112V111H68ZM89 112V111H88ZM104 112H106V111H104ZM109 112H112L111 110H109ZM116 112V111H115ZM118 112H120V111H118ZM135 112V111H134ZM134 112H132V114H135ZM140 112V111H139ZM155 112V113H154ZM173 112H174V110H173ZM191 112V111H190ZM41 113V112H40ZM43 113V112H42ZM67 113V112H66ZM82 113V112H81ZM93 113H95V112H93ZM101 113V112H100ZM103 113V112H102ZM101 113V114H102ZM114 113V112H113ZM121 113V112H120ZM126 113H128V112H126ZM131 113V112H130ZM145 113V114H146ZM165 113H167V110H165ZM165 113H163L164 115H165ZM185 113V112H184ZM25 114V113H24ZM23 114V115H24ZM36 114H34V115H36ZM45 114V113H44ZM52 114V113H51ZM68 114V113H67ZM74 114V113H73ZM88 114V116H90L89 115V113H87ZM97 114V113H96ZM99 114V113H98ZM97 114V115H98ZM105 114H107V113H105ZM112 114V113H111ZM114 114H118V113H114ZM141 114H143L142 116H144L145 114L144 113H141ZM151 114V113H150ZM163 114H161L162 116H164ZM179 114H180V112H179ZM178 114V115H179ZM190 114H192V113H190ZM196 114V113H195ZM49 115H50V113H49ZM56 115V114H55ZM64 115H66V114H64ZM76 115H77V113H76ZM79 115V114H78ZM86 115V114H85ZM103 115V114H102ZM109 115H110V113H109ZM128 116H129V114H127ZM139 115V114H138ZM156 115V116H157ZM166 115H168V114H166ZM174 115V114H173ZM181 115H182V112H181ZM40 116V115H39ZM42 116V115H41ZM56 116H58V115H56ZM71 116V115H70ZM99 116V115H98ZM110 116H112V115H110ZM113 116H115V117H113ZM112 116V119L113 118H116L114 121H116L117 122V120H122V122H120V123H124L123 122V119H118L119 117H117V116H120V117H123L124 118V121L126 122V120L125 119H127L128 120V118H126L125 116H124V114H123V116H121V115H113ZM170 116V115H169ZM168 116V117H169ZM175 116V115H174ZM184 116V115H183ZM25 117H27V115L25 116ZM33 117V116H32ZM36 117V116H35ZM46 117V116H45ZM47 117H48V115H47ZM60 117V116H59ZM62 117V116H61ZM87 117V116H86ZM91 117V116H90ZM89 117V118H90ZM108 117V116H107ZM132 117H134V116H132ZM140 117V116H139ZM138 117V118H139ZM181 117V116H180ZM44 118V117H43ZM58 118V117H57ZM64 118H65V116H64ZM73 118H74V116H73ZM80 119H83V118H81V117H79ZM101 118V117H100ZM130 118H131V116H130ZM129 118V119H130ZM158 118H160V119H163V118H161L160 116L158 117ZM165 118V117H164ZM172 118V117H171ZM174 118V117H173ZM178 118V117H177ZM176 118V119H177ZM185 118V117H184ZM95 119H97V118H95ZM99 119V118H98ZM98 119H97V121H98ZM107 119H109V118H107ZM111 119V118H110ZM157 119V117L155 118V120ZM160 119H158V122H161L160 121ZM28 120V119H27ZM41 120V119H40ZM51 120V119H50ZM55 120V119H54ZM63 119H61L60 121H62ZM79 120V119H78ZM132 120V119H131ZM141 120V121H142ZM144 120H143V122H144ZM164 120V119H163ZM180 120V119H179ZM35 121V120H34ZM57 121H59V120H57ZM71 121V120H70ZM73 121V120H72ZM85 121V120H84ZM89 121V120H88ZM94 121V120H93ZM96 121V120H95ZM107 121V120H106ZM118 121V122H119ZM135 121V120H134ZM140 121V122H141ZM146 121V122H147ZM165 121V120H164ZM162 122V125L163 126H165L163 123H165V122ZM173 121H175V120H173ZM26 122V121H25ZM29 122V121H28ZM31 122V121H30ZM40 122V121H39ZM42 122V121H41ZM44 122V121H43ZM45 122H46V118H45ZM49 122H51V121H49ZM86 122V121H85ZM136 122H139V121H137L136 120ZM151 122H154V123H151ZM151 122H147L146 123V127H145V125L144 124H142V125H144V127H142L141 126V124L139 123V126L138 125H136L137 126V129L136 128H132L131 126L133 125L132 123H130V121H129V123H127V124H132L131 126H130V128L131 129H128L129 128V126L128 125H124V126H127V127H123V125L122 124H117L118 126H121L122 125V127L120 128V127H115L116 128V131L118 130V132H120V133H118V132H116V134H117V136H118V134H119V136L120 137H117V138H119L118 140L120 141L121 139L122 140H128L129 141V139H131V138H133L132 140H130V141H132V144L134 143V147H132L133 145H130L131 146V148H130V150L133 152V153H131V155L128 153V152H131L130 150H127L128 152V154L126 153V149L124 150L125 152V155L127 156H130L129 158L130 159H128L126 156H124V158H125V160H127L126 161V163H124L123 165H125L126 167H127V162L129 161L130 163H131V156H132V154H134L135 153V151H136V153H137V148L139 147V150H140V152L138 153V154H140V153H142L143 155H145V156H143V155H141L140 154V156L142 157L143 156V158L145 157V159H141L140 158V160H144V161H140L139 159H137V160H139V161H137V164H136V166H137V168L138 169H132V168H130L129 167V165H132V164H134V161H135V158L133 159V156H132V159H133V163H129L128 164V167L131 169V170H133V171H131L130 169H126V168H124L123 169V167H125V166H121L122 168L120 169V167H119V169H118V171H119V173L121 172V170L123 169V170H128V171H131V173L132 172H134V170H135V173H137L136 171H145L146 170V172H145V174L149 171V170H152V172H153V169H155L156 170V163H158V164H160V166L164 163V162H166L167 163V166L166 167H168V171H171V167L173 168H176V166H178L179 164L178 163H176V162H172V161H174L175 160V158H176V156L178 155V156H180L179 155V153H177V155H176V153H175V155L171 152V153H168V154H170V155H168V156H166L165 155V152H166V148L164 149V155H163V153L161 152V150L163 149V146L161 145V146H157L158 144H156L155 142H154V137H156V135H162L160 138H164V134L168 131L167 130V128H166V130H163V129H165V128H162V129H160L161 127L159 126L161 123H158L157 122V120L156 121H151ZM157 122V124L154 126V124ZM245 122V121H244ZM33 123V122H32ZM48 123V122H47ZM46 123V124H47ZM62 123H64V122H62ZM67 123V122H66ZM80 123V122H79ZM87 123V122H86ZM103 123V122H102ZM104 123H105V121H104ZM110 123V122H109ZM108 123V124H109ZM148 123H150V125L148 124ZM167 123V122H166ZM178 123V122H177ZM35 124H36V122H35ZM52 124V123H51ZM55 124L56 123H54V125L53 126H55ZM58 124V123H57ZM92 124H94V123H92ZM111 124H113V122L111 123ZM115 123H114V125H109V126H115L116 125ZM152 124V125H151ZM174 124V123H173ZM191 124V123H190ZM32 125V124H31ZM38 125V124H37ZM48 125V124H47ZM46 125V126H47ZM100 125V124H99ZM105 125H107V124H105ZM135 125V124H134ZM148 125V126H147ZM157 125L160 127H157ZM181 125V124H180ZM50 126V125H49ZM52 126V125H51ZM57 126V125H56ZM56 126H55V128H56ZM61 126V125H60ZM64 126H66V125H64ZM83 126V125H82ZM96 126H98V125H95V127ZM101 126H103V124L101 125ZM156 127L155 129H157V128H159L160 129V131L159 132H157L158 134H156V131H154L155 129H153L154 127ZM162 126V127H163ZM172 126V125H171ZM176 126H177V124H176ZM42 127V126H41ZM62 127V126H61ZM60 127V128H61ZM68 127V126H67ZM69 127H71V125L69 126ZM88 127V126H87ZM94 127V126H93ZM92 127V128H93ZM153 127V128H152ZM37 128H38V126H37ZM36 128V129H37ZM55 128H54V130H55ZM73 128H75V127H73ZM84 128V127H83ZM82 128V129H83ZM101 128V127H100ZM106 128V127H105ZM109 128V127H108ZM115 128L113 129V131L115 130ZM174 128L176 129V127L174 126L173 127V130H174ZM182 128H183V126H182ZM32 129V130H31ZM51 129V128H50ZM58 129V128H57ZM66 128H64V131H66L65 130ZM70 129V128H69ZM75 129H77V127L75 128ZM91 129V128H90ZM158 129V130H159ZM171 129V128H170ZM179 129V128H178ZM177 129V130H178ZM44 130H46V128L45 129H42V131L40 130V127H39V133H40V137H41V133H43V136H44V134H45V132H44ZM81 130V129H80ZM89 130V129H88ZM88 130H87V134H88ZM93 130V129H92ZM112 130V129H111ZM151 130H153V131H151ZM157 130V131H158ZM172 130V131H173ZM184 130V129H183ZM34 131V132H33ZM50 131V130H49ZM70 132H72L73 130H69ZM75 131V130H74ZM73 131V132H74ZM76 131H79L78 129L76 130ZM97 131V130H96ZM95 131V132H96ZM103 131V130H102ZM108 131V130H107ZM109 131H110V129H109ZM112 131V132H113ZM162 131V132H161ZM163 131H166L165 133H163ZM172 131H168L169 133L170 132H172ZM180 131H181V129H180ZM198 131V130H197ZM58 132V131H57ZM61 132V131H60ZM63 132V131H62ZM81 132V131H80ZM84 132V131H83ZM101 132V131H100ZM155 132V133H154ZM168 132L165 134V135H167L168 134ZM176 133L177 131H173V133ZM184 132V131H183ZM188 132V131H187ZM190 132V131H189ZM188 132V133H189ZM24 133V132H23ZM54 133V132H53ZM78 133V132H77ZM77 133H75V134H77ZM86 133V132H85ZM103 133H104V131H103ZM102 133V134H103ZM160 133H162V134H160ZM51 134V133H50ZM54 134H56V133H54ZM65 134H67V133H65ZM80 134L81 133H79V135L77 136V137H74V138H78L79 136H80ZM93 134V133H92ZM98 134V133H97ZM107 134V133H106ZM110 134V133H109ZM113 134H115L114 132H113ZM115 134V135H116ZM177 134V133H176ZM183 134V133H182ZM182 134H178V135H182ZM187 134V133H186ZM205 134H206V132H205ZM46 135L47 134H45V137H46ZM52 135V134H51ZM62 135V134H61ZM74 135V134H73ZM88 135H90V134H88ZM88 135H86V136H88ZM101 135V134H100ZM125 135H126V137H128L129 139H127L126 137H125ZM158 135V136H159ZM170 135V134H169ZM168 135V136H169ZM174 135V134H173ZM193 134H191V136H192ZM197 135V134H196ZM248 134H241L240 135V138L239 139H242L243 137L245 138V136H247ZM39 136V135H38ZM54 136V135H53ZM67 136V135H66ZM72 136V135H71ZM75 136V135H74ZM102 136H104V135H102ZM121 136H124V137H121ZM129 136H131V137H129ZM133 136V137H132ZM158 136L156 137V139L158 138ZM187 136V135H186ZM190 136V135H189ZM194 136H195V134H194ZM206 136V135H205ZM248 136H250V135H248ZM44 137V138H45ZM47 137H48V135H47ZM52 137V136H51ZM56 137V136H55ZM54 137V138H55ZM82 137V136H81ZM91 137V136H90ZM99 137V136H98ZM105 137V136H104ZM107 137V136H106ZM170 137V136H169ZM172 137H174V136H172ZM171 137V138H172ZM24 138H27L26 140L24 139ZM49 138V137H48ZM45 138V140L46 141H44V139H42V141H41V144H42V147L43 148H41V150L42 151H44V149L46 150V156H47V158H44V157H46V156H44L43 157V154H41L42 156V158H44V159H46V161L44 160V162H45V164H47V162H49V160L51 161V159H49V158H51V157H55L56 155V152H54V151H58L59 149H61L62 151L64 150V149H62V148H64V146H63V144H60V145H62L61 147H59V144H58V146H56L55 144H54V142L51 140V138ZM54 138H52V139H54ZM92 138V137H91ZM90 138V139H91ZM102 138V137H101ZM121 138V139H120ZM126 138V139H125ZM175 138V137H174ZM177 138V137H176ZM187 138H189V137H187ZM50 140V141H48V140ZM55 139H57V138H55ZM61 139H63V138H61ZM67 139V138H66ZM68 139H70V138H68ZM86 139V138H85ZM94 139H95V137H94ZM98 140H99V138H97ZM109 139H110V137H109ZM114 139H115V137H114ZM137 141H136V140ZM155 139V140H156ZM173 139V138H172ZM181 139H183V137H181ZM189 139H192V137L191 138H189ZM204 139V138H203ZM202 139V140H203ZM211 139V138H210ZM23 140V141H22ZM24 140L26 141L25 143H24ZM30 141L29 142V144H28V146L30 145L31 147H28V148H23L22 147V145H23V143H24V145L26 144V143H28V141ZM35 140H37L36 141V143H38V144H36L35 143ZM60 140V139H59ZM77 140H79V138L77 139ZM80 140H82V139H80ZM96 140V139H95ZM97 140V141H98ZM106 140V139H105ZM117 140V139H116ZM115 140V141H116ZM118 140H117V142H118ZM133 140H135V142L133 141ZM151 140V141H150ZM160 141H161V139H159ZM158 139H157V141H159ZM168 141H170L169 139H167ZM177 140V139H176ZM194 140V139H193ZM213 140V139H212ZM219 140V139H218ZM52 141V142H51ZM63 141V140H62ZM88 141V142H87ZM87 141H82V143L81 144H83V142H84V144L82 145L83 146V148H84V151H81L82 149L80 148V147H82L81 145L79 146V148L78 149H81V150H79L78 152H84L83 154L82 153H80V155H79V153L77 154V155H79V156H77V158L79 157V158H81V160H83V161H79V160H77V161H79V163L81 162H83L82 164H85V165H83L85 168H87V170H89L90 169V165L89 164H87V163H89V160L90 159H93V157L95 158V155H93V146H92V143H91V141H92V139H91V141H89V140H87ZM103 141V140H102ZM159 141V142H160ZM188 141V140H187ZM32 142H34L35 144H33V145H31V143ZM52 144H51V143ZM56 142H57V140H56ZM61 142V141H60ZM81 142V141H80ZM87 142V143H86ZM106 142V141H105ZM137 142H138V144H137ZM152 142H154V143H152ZM163 142H165L164 140H163ZM162 142V143H163ZM207 142V141H206ZM212 141H210L209 143H211ZM239 142V141H238ZM63 143H64V141H63ZM72 143H74L73 142V140H72ZM71 143V144H72ZM76 143V142H75ZM75 143L74 144H72V147L70 146V148H71V151H73L74 149L76 150L77 148H75V146H74V149H73V145H75ZM78 143V142H77ZM88 143H89V145H88ZM95 143V142H94ZM114 143V142H113ZM122 143V142H121ZM125 142H123V144H124ZM129 143H131V142H129ZM136 143V144H135ZM172 143V142H171ZM170 143V144H171ZM176 143V142H175ZM190 143H192V142H190ZM64 144H66V143H64ZM69 144V143H68ZM68 144H66V145H68ZM101 144V143H100ZM103 144V143H102ZM107 144V143H106ZM161 144V143H160ZM179 144V143H178ZM214 144V143H213ZM223 144V143H222ZM53 145H54V148H52L53 147ZM90 145H91V148H90ZM98 146H99V144H97ZM116 146H118L119 145V142L117 143V144H115ZM126 145H128V144H126ZM138 145V146H137ZM167 145H169V144H167ZM185 145H186V143H185ZM208 144H206V145H201V146H199V148H197L196 147V150H197V152H195V151H193V152H195L194 154H193V152H192V154L190 155V156H187L186 158H185V156H184V158H182V155H181V157H180V160H176L177 162H181V160L182 159H185L186 160V164H187V167H185L184 165H186V164H184L185 163V160H183L184 161V163H183V166L186 168V171L184 172V173H182L181 175H179V173H177L176 172V169H172V171L173 172H175V178H173V179H171L170 178V176H173V172L171 173L170 172V174H172V175H170L169 173L167 174L166 172V174L164 173L163 174V170H159L160 172H162V174L160 173V172H156V173H153V174H155L153 177H155L156 178V176H158L159 175V173H160V176H158V180L156 179V181H154L153 180V177H150V180H153L154 182H152V181H149L150 182V184L149 183H147L148 181V179L146 180L147 182V184L145 183V185H147V187H148V185H150L151 186V183H152V188H156V194L154 195L153 194V192H155V189H153V191H152V188L151 187H149L148 189L149 190H151L152 191V195H154L153 197H155V198H158V196L160 195V198H158V200H161V197L166 193V192H171L172 190H175L176 191V193H175V195L179 192L180 194H181V192L183 191V198H185V197H187V198H189L190 197V199H192V202H191V200L190 199H188V200H186L187 198H185V200L186 201H189V203L191 204V203H193V200L195 199L194 198V190L195 191H198L199 190V186H200V184L198 183V182H200V180H203V178H204V180H205V176H206V174H207V172L209 171V169H211V168H209V166H212V165H214V163L212 164V161H214L215 159H217V158H213V153L214 154H217L218 153V150H217V148H216V146L218 147V146H220V144H214V145H211V146H215V147H212V148H210L211 150H214L213 148H215V150L214 151H212L211 152V150L210 149H208L209 148V146L210 145H208ZM69 146H66V147H69ZM94 146H96V145H94ZM104 146V145H103ZM107 146V145H106ZM112 146H114L113 144H112ZM121 146V145H120ZM137 146V147H136ZM170 146V145H169ZM173 146V145H172ZM187 146V145H186ZM185 146V147H186ZM198 146V145H197ZM230 146V145H229ZM24 147H26V146H24ZM56 147H59V148H57L56 149ZM111 147V146H110ZM126 147V146H125ZM162 147V148H161ZM221 147H223L224 148V146H220L218 149H219V151H222V152H227L226 151V149H223V148H221ZM228 147V146H227ZM22 148H23V150H22ZM51 148H52V151H51ZM70 148H66V149H70ZM96 148V147H95ZM105 148V147H104ZM112 148V147H111ZM110 148V149H111ZM115 148V147H114ZM220 148H221V150H220ZM229 148V147H228ZM39 149H40V147H39ZM56 149V150H55ZM64 150L65 152H62L61 150V156H62V158L60 157V156H58L60 153H59V151L57 152V156L56 157H60V159H63V157L64 156H66L64 159H68V157L70 158V156L72 155V156H76V154L75 153H77V151H73V152H71L70 150V155H69V152H68V150ZM100 149V148H99ZM115 149H117V148H115ZM120 148H118L117 150H119ZM135 149V150H134ZM171 149V148H170ZM185 149V148H184ZM183 149V150H184ZM223 149V150H222ZM29 150V149H28ZM28 150H25L26 152L28 151ZM54 150V151H53ZM108 150V149H107ZM177 150V149H176ZM179 150H181V149H179ZM190 150V151H189ZM24 151V152H25ZM35 151H36V153H35ZM41 151V153H43ZM49 151H51V152H53V153H55L53 156H52V154L50 155V153L51 152H49ZM100 151V150H99ZM109 151H111V150H109ZM113 151V150H112ZM120 151V150H119ZM121 151H123V147H122V150ZM120 151V152H121ZM168 151V150H167ZM178 151V150H177ZM177 151H175V152H177ZM186 151H188V152H191L192 151V148L190 147H188V149L186 148ZM186 151H182L181 150V152H184V153H186ZM216 151H217V153H216ZM28 152H30V151H28ZM27 152V153H28ZM45 152V151H44ZM92 153V158L91 157H89V156H91V153ZM114 152V151H113ZM117 152V151H116ZM169 152V151H168ZM180 152V151H179ZM188 152L186 153V155H188ZM222 152H219L220 154L222 153ZM65 153H67L69 156H67ZM73 153V154H72ZM94 153H96L95 151H94ZM101 153V152H100ZM104 153V152H103ZM108 153V152H107ZM115 153V152H114ZM219 153L217 154V157H218V155H219ZM224 153H223V155H224ZM228 153V152H227ZM227 153H225V154H227ZM26 154V153H25ZM29 154V153H28ZM45 154V153H44ZM48 154V155H47ZM63 154H65V155H63ZM90 154V155H89ZM98 154V153H97ZM105 154V153H104ZM109 155H110V153H108ZM171 154H173V155H171ZM183 154V153H182ZM212 154V155H211ZM31 157V159H32V157H33V159H34V156L30 153L29 154ZM51 157H50V156ZM81 155L83 156V155H85L84 157L85 158H83V157H81ZM101 155V154H100ZM100 155H98V156H100ZM109 155H107V156H109ZM116 155H118V153H116ZM137 155V154H136ZM184 155V154H183ZM120 156H121V154H120ZM123 156V155H122ZM138 156L139 155H137L136 156V158H138ZM139 156V157H140ZM164 156V157H163ZM173 156V157H172ZM177 156V157H178ZM23 157V158H22ZM39 157V156H38ZM55 157V158H56ZM110 157V159H113V158H111L112 156H109ZM109 157H107L108 159H109ZM117 157V156H116ZM135 157V156H134ZM165 157H168L169 159H170V157L171 158H173V160L171 159V161L169 160V162H172V165L170 164V168H169V164H168V162L165 160ZM175 157V158H174ZM214 157H216V155L214 156ZM28 159H29V161L31 160L29 157H27ZM41 158V159H42ZM55 158H52V160L53 159H55ZM90 158V159H89ZM182 158V159H181ZM219 158H221V157H219ZM222 158H224V157H222ZM27 159V160H28ZM36 159V158H35ZM38 159V158H37ZM47 159H49V160H47ZM74 159V158H73ZM100 159V158H99ZM114 159H116V158H114ZM121 159H122V157H121ZM164 159V160H163ZM177 159H179V158H177ZM43 160V159H42ZM59 160V159H58ZM76 160V159H75ZM95 160L96 159H94V164L93 165H95V163H97V162H95ZM98 160V159H97ZM100 160H104V159H100ZM100 160H98V162L100 161ZM106 161H107V159H105ZM125 160H123V161H119V162H125ZM221 160V159H220ZM23 161V162H22ZM29 161H26V162H28L29 164H31L32 165V163H33V161H35V160H32L31 162H29ZM37 161V160H36ZM54 161V160H53ZM64 161V160H63ZM73 161V160H72ZM110 161V160H109ZM113 162H116V161H114V160H112ZM216 161V160H215ZM21 162H22V164H21ZM43 162V163H44ZM58 162H60V161H58ZM93 161H91L90 163H92ZM118 162V163H119ZM136 162V161H135ZM34 163H36V162H34ZM38 163V162H37ZM40 163V162H39ZM38 163V164H39ZM49 163H51V162H49ZM60 163H63L64 165H67V167H70V166H68V164H65L64 162H60ZM68 163V162H67ZM73 163V162H72ZM74 163H75V161H74ZM103 163V162H102ZM112 163V162H111ZM117 163V162H116ZM166 163H164L163 164V166H165V164ZM173 163H174V165H176V166H174L173 165ZM210 163H211V165H210ZM228 163V162H227ZM38 164H34V166L33 167H35L36 166V168H37V165ZM42 164V163H41ZM57 164V163H56ZM59 164V163H58ZM81 164V165H82ZM87 164V165H86ZM115 164V163H114ZM134 164V165H135ZM153 164H154V166H153ZM157 164V165H158ZM230 164V163H229ZM24 165H26V163L24 164ZM30 165V166H31ZM42 165H44V164H42ZM51 165V164H50ZM50 165H47V167H49ZM69 165H71V164H69ZM76 165H78V163H76ZM80 165V166H81ZM110 165H112V164H110ZM119 165V164H118ZM117 165V166H118ZM121 165V164H120ZM133 165V166H134ZM46 166V165H45ZM44 166V167H45ZM54 166H55V164H54ZM92 166V165H91ZM96 166V165H95ZM98 166H100V164L98 165ZM98 166H96V167H98ZM105 165H103V167H104ZM107 166H109L108 165V163H107ZM106 166V167H107ZM116 166V167H117ZM163 166H161L160 167V169L162 168V169H164L163 168ZM180 166V165H179ZM178 166V167H179ZM182 166V167H183ZM26 167V166H25ZM27 167H29V165L27 166ZM33 167H31V168H33ZM43 166H41L40 165V169L41 168H43V170H45V168H44ZM71 167H73V166H71ZM153 167V169H150V168H152ZM155 167V168H154ZM158 167H159V165L157 166V169H158ZM177 167V168H178ZM184 167H183V169H184ZM214 167V166H213ZM24 168V167H23ZM50 168H52V165H51V167ZM50 168H48L49 170H50ZM55 168V167H54ZM63 168V167H62ZM80 168V167H79ZM83 168V167H82ZM80 169V170H82L84 173H85V171H86V169L84 168V169ZM89 168V169H88ZM92 168V167H91ZM110 168V166L108 167V169ZM34 169V168H33ZM32 169V170H33ZM48 169H46V170H48ZM64 169V168H63ZM67 169H70L69 171H71V169L72 168H67ZM73 169H74V167H73ZM72 169V170H73ZM95 169V168H94ZM93 169V171H96V169L94 170ZM101 168H99V170H100ZM105 168H103V170H104ZM111 169V168H110ZM109 169V170H110ZM149 169V170H148ZM170 169V170H169ZM37 170L38 169H36L35 171L37 172ZM46 170H45V172H46ZM61 170V169H60ZM76 170V169H75ZM92 170V169H91ZM148 170V171H147ZM165 171H167L166 169H164ZM185 170V169H184ZM208 170V171H207ZM223 170L225 171V169L223 168ZM51 171V170H50ZM53 171H55V172H57L55 169L53 170ZM64 171V170H63ZM62 171V172H63ZM66 171V170H65ZM74 171V170H73ZM72 171V172H73ZM90 171V170H89ZM118 171H116V174H119L118 173ZM182 171V170H181ZM181 171H179V172H181ZM36 172H34V173H36ZM43 172V171H42ZM49 172V171H48ZM47 172V174H51V176H52V173H48ZM77 172H80V171H78L77 170ZM99 172V171H98ZM103 172V171H102ZM101 172V173H102ZM104 172H106V170H104ZM114 173L115 172V169H114V172H113V169H111L110 170V173ZM122 172H124V171H122ZM126 172V171H125ZM124 172V174H128L129 175V172H126L125 173ZM151 171H149L148 173H150ZM155 172V171H154ZM183 172V171H182ZM65 173V172H64ZM71 172H68V174H70ZM82 173V172H81ZM96 173H97V171H96ZM139 173V172H138ZM148 173H147V176L146 177H148ZM204 173V177H203V175L201 176V174H203ZM37 174V173H36ZM53 174H55V173H53ZM74 174V173H73ZM86 175H87V173H85ZM84 174V175H85ZM98 174H100V173H98ZM97 174V175H98ZM115 174V173H114ZM139 174H141V173H139ZM178 174V175H177ZM200 174V175H199ZM240 174V173H239ZM77 175V174H76ZM81 175V174H80ZM89 175V174H88ZM87 175V176H88ZM102 175V174H101ZM106 175V174H105ZM111 176H112V174H110ZM126 176L127 178L129 177V176ZM133 176V173L132 174H130V177H132ZM135 175V174H134ZM211 175V174H210ZM37 176V175H36ZM56 176V175H55ZM77 176H79V175H77ZM90 176V175H89ZM96 176V175H95ZM137 176V175H136ZM167 176H169V178L167 177ZM176 176L178 177V178H176ZM198 176H201L202 177V179H201V177L198 179ZM217 176V175H216ZM227 176V175H226ZM22 177L23 178H25V179H27L26 181H28V187H27V184L25 183V185H24V183L22 182V181H25L24 179H22ZM43 177V176H42ZM50 177V176H49ZM53 177V176H52ZM99 177H100V175H99ZM103 177V176H102ZM113 177H114V175H113ZM220 177V176H219ZM225 177V176H224ZM38 178H40L39 177V175H38ZM59 178V177H58ZM64 178V177H63ZM65 178H67V177H65ZM90 178V177H89ZM108 177L106 176V179H107ZM111 178V177H110ZM109 178V179H110ZM117 178V177H116ZM141 178V177H140ZM154 178V179H155ZM210 178V177H209ZM234 178V177H233ZM41 179L42 178H40V182H41ZM52 179V178H51ZM55 179V178H54ZM54 179H52L51 181L53 182V180ZM57 179V178H56ZM76 178H74V180H75ZM87 179V178H86ZM85 179V181H87ZM92 179H94L93 177H92ZM100 179L102 180V178L100 177ZM105 179V178H104ZM176 179H178V181L176 180ZM230 179V178H229ZM246 179V178H245ZM36 180H37V178H36ZM48 180V179H47ZM58 180V179H57ZM69 180V179H68ZM144 180V179H143ZM174 180H176V181H174ZM203 180V181H204ZM25 181V182H26ZM59 181V180H58ZM100 181V180H99ZM103 181V180H102ZM127 181V180H126ZM136 181V180H135ZM138 181V180H137ZM230 181V180H229ZM74 182V181H73ZM72 182V184H70V185H67V186H69V187H71V190H72V192L74 191V193H75V191L76 190H80V187H77V185L78 184H81V182H79V180L77 181V182H79L78 184L76 183V182H74L73 183ZM87 182H89V181H87ZM107 182V181H106ZM118 182V181H117ZM128 182V181H127ZM132 182V181H131ZM142 182V181H141ZM143 182H145V181H143ZM156 182V183H155ZM213 182V181H212ZM226 183H227V181H225ZM23 183V184H22ZM43 183H45L44 184V188H45V192H43V194L41 193V191L37 194V192L36 191H38V190H35L36 188V185L38 186L37 187V189L38 188H41L42 189V186H43ZM90 183V182H89ZM96 183V182H95ZM121 183H122V181H121ZM153 183H154V185H153ZM203 183V182H202ZM201 183V186L202 185H204V183L202 184ZM222 183H224V182H222ZM225 183V184H226ZM230 183V182H229ZM87 184V183H86ZM86 184H84L85 186H86ZM90 184H92V183H90ZM98 184H99V182H98ZM114 184V183H113ZM127 184V183H126ZM144 183H142V185H140L141 187L142 186H144L143 185ZM192 186H191V185ZM199 184V185H198ZM23 185V186H22ZM40 185V186H39ZM82 185V184H81ZM93 185V184H92ZM109 186H111V184H110V181H109V184H108ZM117 185V184H116ZM115 184H114V186H116ZM118 185H119V183H118ZM123 186H124V184H122ZM134 185H135V183H134ZM133 185V186H134ZM216 185H217V183H216ZM215 185V186H216ZM25 186V187H24ZM84 186V187H85ZM102 186V185H101ZM104 186V185H103ZM106 186V185H105ZM120 186V185H119ZM127 186V185H126ZM129 186H130V184H129ZM133 186H130L131 187V189L133 188ZM138 186V184H136V187ZM139 186V187H140ZM189 186H191V187H193V189L191 190V188H189ZM23 187V188H22ZM27 187V188H26ZM89 187V189L91 188L90 186H87V187H85V188H88ZM94 187H96L95 185H94ZM113 187V186H112ZM117 187V189H118V186H116ZM136 187H134V189L136 188ZM141 187H140V189H141ZM205 187V186H204ZM203 187V188H204ZM77 188H79V189H77ZM107 188V187H106ZM110 188V187H109ZM188 188H189V190H188ZM205 188H207V186L205 187ZM219 188V187H218ZM217 188V189H218ZM222 188V187H221ZM233 188V187H232ZM24 189H26L25 190V192H23V190ZM87 190V191H90V192H92L91 190ZM96 189H97V187H96ZM121 189V188H120ZM128 189V188H127ZM134 189H132V191L134 190ZM139 188H138V190H137V188L135 189V190H137V192L139 191L140 193H139V195L142 193V192H144L145 190H147L146 189V186H144V189H142V192H141V190H140ZM178 190V192H177V190ZM186 189V190H185ZM212 189V188H211ZM216 189V190H217ZM40 190V189H39ZM83 190H85V189H83ZM97 190H100V188L99 189H97ZM101 190H103V189H101ZM107 190V189H106ZM109 190V189H108ZM123 190V189H122ZM126 190V189H125ZM144 190V191H143ZM191 190V191H190ZM219 190V189H218ZM222 190H224V188L222 189ZM225 190H227V188L225 189ZM229 190V189H228ZM43 191V190H42ZM105 191V190H104ZM110 191H111V189H110ZM118 191H119V189H118ZM124 191V190H123ZM132 191H129L128 193H130V192H132ZM148 191V190H147ZM146 191V192H147ZM151 191L149 192V193H145V194H151ZM186 193H185V192ZM193 191V192H192ZM204 191V190H203ZM208 191V190H207ZM23 192V193H22ZM79 192V191H78ZM78 192L76 193V194H78ZM84 192V191H83ZM94 192V191H93ZM100 192H103V191H100ZM115 192V191H114ZM169 192V194H171V195H173L172 193H170ZM226 191H224L223 193H225ZM234 192V191H233ZM25 193V194H24ZM42 195H41V194ZM82 193V192H81ZM94 193H96V192H94ZM104 193V192H103ZM102 193V194H103ZM112 193V192H111ZM120 193V192H119ZM126 195H127V198H125L126 199V205L125 204H123V206H122V203H121V206L123 207H120L119 205V209L121 210H119L120 211V215H119V218H118V215H116L115 213V215L117 216H113V214H112V212H111V215L113 216V222L111 223V224H116V223H114V220L116 219V218H118L119 220H117V221H119V223H117V225L116 226H114V228H112L111 227V225H110V222L112 221H109L108 222V224L110 225H104V227H106L107 226V228L106 229H108L107 230V232H103V233H100V235H103L104 234V236H99V238H98V235H96L97 237H95V236H93V234H95V232L97 233L98 232V229H96L97 231H93V234H92V239H97V241L96 242H93V240H92V242H93V244L90 246L89 245V243L88 244H86V248L87 249H89L90 247V250H87V252H88V255H86L87 253H85L86 251V248H84L85 250V255L86 256H80V254H81V252L80 253H78V254H75V255H79V259H82L83 258V261L82 260H80V261H82L81 263L82 264H102V263H104V262H102L104 259H105V257L107 258V257H109L111 254H112V256H110V258H107V260L108 259H110L111 260V258L113 257V253H114V249H113V247H112V250H113V253H110L111 252V250H107V249H109V247H111L110 245H112L113 246V244L112 243H114V241L116 242V238H117V242L116 243H118V238L120 237L119 235H122L121 237L123 238V237H125V235L127 234V232L129 231V230H127V232H126V228H124L125 230H123L124 231V235L122 234L123 233V231H119L120 229L122 230V225H124V224H126V226H129L130 227V229H131V232H136V234L138 233V235H140V229H142V233L144 232V229L145 228H147V229H149L148 228V226L149 225H152L153 226V224H154V228L153 227H150V228H153V229H155V226H156V223L158 224V223H160L159 221V217H160V212H161V210L162 211H164L165 209H164V207H162L163 205H161L160 206V204H162L163 203V201L167 198L168 199V197L170 198L171 197V195L169 196V194L168 193H166L165 194V198H163L164 200H162V201H159L158 202V200H157V202H155L156 201V199L155 200H152L153 201V204H152V208L149 210V211H147V212H145L144 211V213H142L141 211H140V207H141V205L143 206L144 204V202H147L150 198L149 197H151V195L150 196H146L145 197V195H136L137 197H134L135 195H132V196H129V195H131V193L130 194H128L127 192H124ZM133 194H136V193H134V192H132ZM144 193H142V194H144ZM197 193V192H196ZM237 193V192H236ZM239 193V192H238ZM23 194V195H22ZM41 195L40 197L38 196V195ZM90 194V193H89ZM88 194V195H89ZM105 194V193H104ZM113 194V193H112ZM168 194V197H166V195ZM179 194V195H180ZM200 194V193H199ZM210 194H213V192H211ZM217 194V192L215 193V195ZM22 195V196H21ZM25 195H26V199H25ZM84 195H86V194H84ZM110 195V194H109ZM126 195H124V196H126ZM158 195V196H157ZM174 195V196H175ZM178 194L175 196V198H177V196H179ZM182 195V194H181ZM181 195L179 196V198L180 199H182L183 200V198H181ZM204 195H206V194H204ZM226 195V194H225ZM23 196H24V199H22L23 198ZM73 196V195H72ZM98 196H99V194H98ZM104 196V195H103ZM121 196H123L122 194H121ZM123 196V197H124ZM174 196H173V198H174ZM191 196H192V198H191ZM202 196H203V194H202ZM207 196V195H206ZM221 196V195H220ZM86 197V196H85ZM105 197V196H104ZM114 197V196H113ZM200 197H201V195H200ZM199 197V198H200ZM214 197V196H213ZM216 197V196H215ZM223 198L225 197V196H222ZM115 198V197H114ZM116 198H117V196H116ZM137 198V199H136ZM147 198H149L148 200H147ZM194 198V199H193ZM198 198V199H199ZM204 198H205V196H204ZM217 199L218 198H221V197H216ZM40 199L43 201H40ZM89 199V200H90ZM95 199H96V197H95ZM101 198H99V200H100ZM124 199V198H123ZM122 199V200H123ZM202 199V198H201ZM200 199V200H201ZM207 199H209V198H207ZM22 200H23V202H24V204H22ZM25 200V201H24ZM86 200V201H85ZM106 200V199H105ZM114 200V199H113ZM116 200V199H115ZM121 200V201H122ZM169 200H171V199H169ZM169 200H168V202H169ZM182 200H181V202H180V204H181V206H182V211H184L185 210V207H187L188 205H190V204H188L187 202V204L185 205V207H183V205L185 204L184 202H185V200H183V202H182ZM200 200H198V201H200ZM210 200V199H209ZM209 200H206L207 202L209 201ZM213 200H214V198H213ZM212 200V201H213ZM220 200V199H219ZM246 200V199H245ZM104 201V200H103ZM107 201V200H106ZM105 201V202H106ZM118 201V200H117ZM120 201V200H119ZM124 201V200H123ZM122 201V202H123ZM204 201H205V199H204ZM206 201H205V204L203 203V205H206ZM221 201H223V200H221ZM234 201V200H233ZM39 202H40V204H41V202L43 203V204H41V207L39 208L37 205H40L39 204ZM102 202V201H101ZM162 202V203H161ZM165 202V201H164ZM195 202V201H194ZM211 202V201H210ZM217 202H218V200H217ZM236 202V201H235ZM108 203V202H107ZM106 203V204H107ZM124 203V202H123ZM149 203V202H148ZM177 203H179V201L177 202ZM182 203H184L183 205H182ZM214 203V202H213ZM216 203V202H215ZM94 204V203H93ZM104 204V203H103ZM103 204H100L101 205V207H102V205ZM147 204V203H146ZM158 204H159V206H158ZM164 204V203H163ZM165 204H166V202H165ZM164 204V205H165ZM200 203H198L197 205H199ZM201 204H202V201H201ZM219 205H222L223 206V204H224V202H220V203H218ZM247 204V203H246ZM111 205V204H110ZM117 205V204H116ZM151 205V204H150ZM171 205V204H170ZM169 204H168V206L167 207H171ZM173 205V204H172ZM193 205V204H192ZM192 205L189 207V208H191L192 207ZM196 205V204H195ZM210 205H215V204H212V203H210ZM225 205V204H224ZM244 205V204H243ZM242 205V206H243ZM36 206H37V208L39 209L38 210V212L37 213H39V214H41L40 216H39V214L37 215L36 213H35V210H37V209H35L36 208ZM92 206V205H91ZM97 207V210H98V206L95 204L94 205V207ZM107 206H108V204H107ZM181 206H179V207H181ZM202 205H200V207H201ZM207 206V205H206ZM110 207V206H109ZM159 207H161L162 209L161 210H159L160 208ZM186 208V210L185 211H191L192 209H193V211H191V212H195L194 210H196L197 209V206L195 207L196 209H194V208H191V209H189V208ZM194 207V206H193ZM207 207H209V205L207 206ZM212 207V206H211ZM92 208V207H91ZM105 208V207H104ZM113 208H114V206H113ZM157 208H159L158 209V211H160L159 213H157ZM206 208V207H205ZM214 208V207H213ZM213 208H211V209H213ZM216 208H218V207H216ZM220 208H221V206H220ZM242 208V207H241ZM41 209V210H40ZM164 209V210H163ZM187 209H189V210H187ZM198 209H199V207H198ZM210 209V208H209ZM209 209H207V210H204V207H203V209H199V210H202V211H198L197 210V212H199V214L198 213H196V215H195V213H194V216L196 217V219H198V215H200L201 216V218L203 217V219L202 220H205V216L206 217H210V216H208V215H204V214H206V213H204L203 214V216H202V214H201V212L203 213V212H209L210 210ZM156 210V211H155ZM204 210V211H203ZM231 210V209H230ZM229 210V211H230ZM233 210V209H232ZM98 211H100V210H98ZM107 211V210H106ZM116 211H117V209H116ZM176 211V210H175ZM189 211V212H190ZM226 211V210H225ZM90 212V213H89ZM110 212V211H109ZM188 212V213H189ZM210 212H212V211H210ZM217 212H219L218 210H217ZM227 212V211H226ZM100 213H101V211H100ZM107 213V212H106ZM155 213H157V214H155ZM167 213V212H166ZM176 213H178V212H176ZM182 213V212H181ZM215 213V212H214ZM165 214V213H164ZM163 214V215H164ZM172 214V213H171ZM22 215H24V217H25V222L23 221L22 222ZM101 215V214H100ZM137 215H138V217H137ZM155 215H158V217L157 216H155ZM163 215L161 216V218L160 219H164V217H163ZM169 215V214H168ZM180 215V214H179ZM179 215L177 216V217H179ZM182 215V214H181ZM183 215H185V214H183ZM95 216V215H94ZM99 216V215H98ZM186 216V215H185ZM189 216H191V215H189ZM232 216V215H231ZM23 217V218H24ZM91 218H92V216H90ZM103 217V216H102ZM101 217V218H102ZM116 217V218H115ZM156 217H157V220H158V222H155V221H157L156 220ZM188 217V216H187ZM220 217V216H219ZM225 217V216H224ZM223 217V218H224ZM230 217V216H229ZM235 217V216H234ZM38 218H39V220H38ZM99 218H100V216H99ZM107 218V217H106ZM175 218V217H174ZM189 218V217H188ZM211 218V217H210ZM218 217H216V219H217ZM94 219V218H93ZM97 219V218H96ZM104 219V218H103ZM108 219V218H107ZM179 219H181V218H178V220L175 218V220H177V221H179ZM192 220H191V224H192V221L194 222L192 225L190 224V225H187L188 227H187V229L186 228H184V229H186L185 231H187V230H189L188 228H192V227H194L193 229L195 230V227H198V224H196L197 223V221H196V223H195V221L194 220H196V219H194V218H191ZM200 219V218H199ZM228 219V218H227ZM243 219V218H242ZM38 220V221H37ZM171 220V219H170ZM183 220H184V218H183ZM208 220V219H207ZM219 220V219H218ZM218 220H217V222H218ZM98 221V220H97ZM100 221H102V220H100ZM105 219H104V223H105ZM162 222H163V220H161ZM182 221V220H181ZM224 221V220H223ZM38 222H40L39 223V225L37 224ZM88 222V221H87ZM84 223L86 226H87V224L89 223ZM90 225L92 226H94L95 224L93 223L92 224V222H93V220L92 219H90ZM161 222V224H164V223H162ZM174 222V221H173ZM187 222V221H186ZM186 222H184V223H186ZM209 222V221H208ZM222 221H221V219H220V223H221ZM107 223V222H106ZM167 223V222H166ZM175 223V222H174ZM188 223V222H187ZM203 223V222H202ZM226 222L224 221L223 223H221L220 224V226H221V228L220 227H217V229H218V231H217V229H216V233H218V237L220 238V243L221 244H223L222 242H224L225 240H226V238H227V234H226V229H227V227L225 228V224ZM41 224V225H40ZM74 224H73V226H74ZM77 225V226H81V225ZM83 224V225H84ZM127 224H129V225H127ZM160 224V227L159 228H162V229H159L158 227H156V230L155 231H157V232H155L154 233V235L155 234H157L158 232L159 233H161L160 232V230H163V232H162V235H161V237H159L158 236V234H157V236L159 237V238H162V241H161V239H158L157 238V236L155 235V237H153L154 235H153V233H150L147 229H145V230H147L148 231V233H149V235H150V237L152 236L153 237V239H151V240H149L150 242H153L152 240H154V238H155V240L157 239V241H156V243L157 244H159L160 246H161V248L164 250V248H165V245L162 247V244H166V243H164L166 240V238H169V240H171V241H169L168 239V241H169V243H167L168 245H170V246H172V241H174V243L175 242H179L178 240L177 241H175L178 237H179V234L178 235H175V234H177V233H179L178 232V228H179V231H180V226H179V224H178V222L177 223H175V226L177 225V229H176V227L174 226L173 227V225L171 224V226H172V228L173 229H176V231L175 230H173V232H171L170 230H172V228L171 229H169V225H170V223H168L169 225H167L168 226V232H164V227H161L162 225ZM195 224V225H194ZM210 224V223H209ZM211 224H212V222H211ZM211 224L210 225H206V224H204V225H206V226H209L208 227V230H209V228H210V226H211ZM214 224V223H213ZM256 224V223H255ZM82 225V226H83ZM159 225V224H158ZM166 224H164L163 226H165ZM185 224H183V226H184ZM204 225H203V227H204ZM257 225V224H256ZM85 226V227H86ZM181 226H182V224H181ZM205 226V227H206ZM215 226V225H214ZM214 226H212V227H214ZM111 227V228H110ZM186 227V226H185ZM69 228V227H68ZM80 228V227H79ZM100 228V227H99ZM128 228V227H127ZM158 228V229H157ZM201 228V229H200ZM200 228L198 229V228H196L197 230H192V229H190V230H192L193 231V233L190 231V233H192V234H196L198 231L200 232V234L202 233V232H204L203 231V229H202V226H200ZM220 228V229H219ZM103 229H105V228H103ZM106 229L105 230H102V231H106ZM166 229H167V227H166ZM82 230H84V228L82 229ZM100 230V229H99ZM151 230V229H150ZM204 230H205V232H207V233H210L211 231H207L205 228H204ZM213 230V232H214V228L212 229ZM55 231V232H56ZM68 231V230H67ZM73 231H75V230H73ZM87 231V230H86ZM138 231H140V232H138ZM153 231V230H152ZM165 231H167V230H165ZM175 231V232H174ZM184 231V230H183ZM69 232H70V230H69ZM79 232V231H78ZM89 232V231H88ZM99 232H101V231H99ZM121 232V233H120ZM125 232H126V234H125ZM154 232V231H153ZM199 232L194 236V238H198L197 236H200V234H199ZM202 233L201 235H202V237L201 238H203V237H207L209 234H207V233ZM213 232H211L212 233V235H214L215 236V234H213ZM214 232V233H215ZM228 232V231H227ZM65 233H66V231H65ZM119 233V234H118ZM141 233V234H142ZM185 233H188L189 234V231L188 232H185ZM238 233V232H237ZM98 234V233H97ZM133 234V233H132ZM143 234H145V236H148V234H146L145 232L143 233ZM152 234V235H151ZM181 234V233H180ZM56 235V234H55ZM54 235V236H55ZM66 235V234H65ZM70 235V234H69ZM88 235H90L89 233H88ZM118 235V236H117ZM130 235V234H129ZM138 235H136V236H138ZM190 235V234H189ZM54 236H53V238H54ZM131 236V235H130ZM133 236H134V234H133ZM132 236V237H133ZM136 236H135V238H136ZM144 236V235H143ZM142 235H141V237H143ZM175 236H178L177 238L175 237ZM183 235H181V237H182ZM211 236V235H210ZM253 236V235H252ZM258 236H260V235H258ZM49 237V236H48ZM70 237V236H69ZM95 237V238H94ZM116 237V238H115ZM126 237H129V236H127L126 235ZM132 237H130L131 238V241H130V243H134V239H132ZM140 237V236H139ZM138 237V238H139ZM140 237V238H141ZM175 237V238H174ZM190 237H192V239H193V235H191ZM211 237H213V236H211ZM231 237V236H230ZM59 238V237H58ZM61 238V237H60ZM68 240H70L68 237H66ZM88 238H90V237H88ZM175 240H174V239ZM182 238H186V237H182ZM188 238V237H187ZM186 238V239H187ZM49 239L51 240V238L49 237ZM86 239V238H85ZM91 239V238H90ZM90 239H88V240H90ZM121 239V238H120ZM127 240V239H129V238H124V239H122L121 241H119L120 242V245L122 244V243H124L123 241L124 240ZM148 239H149V236H148ZM173 239V240H172ZM210 239V238H209ZM250 239H251V237H250ZM255 240V238H252L251 239V241L252 240ZM46 240H48V238L46 239ZM49 240V241H50ZM75 240V239H74ZM94 240V241H95ZM160 240V241H159ZM164 240V241H163ZM182 240V239H181ZM217 240H219V239H216V241ZM229 240V239H228ZM253 240V241H254ZM257 240V239H256ZM255 240V241H256ZM263 240V239H262ZM41 241V242H40ZM64 241V240H63ZM67 241V240H66ZM136 241H137V238H136ZM148 241V242H149ZM183 241V240H182ZM187 241V240H186ZM194 242L193 243H195V239L193 240ZM215 241V242H216ZM222 241V242H221ZM253 241H252V243H253ZM44 242H45V240H44ZM55 242V241H54ZM53 242V243H54ZM65 242V241H64ZM85 242V241H84ZM140 242H142V240H140ZM150 242L148 243V244H150ZM162 242V243H161ZM167 242V241H166ZM198 242V241H197ZM197 242H196V244H197ZM205 242H207V241H205ZM211 242V241H210ZM218 242V241H217ZM226 242H227V240H226ZM250 242V241H249ZM38 243H39V245H38ZM50 243V242H49ZM67 243V242H66ZM91 243V242H90ZM137 243H138V241H137ZM145 243V242H144ZM154 243H155V241H154ZM171 243V244H170ZM174 243H173V245H174ZM181 243V242H180ZM183 243V242H182ZM185 243V242H184ZM190 243V242H189ZM192 242L190 243V244H193ZM213 243H214V241H213ZM228 243V242H227ZM251 243V244H252ZM255 243V242H254ZM253 243V244H254ZM44 244H46V243H44ZM56 244V243H55ZM69 244H71V243H69ZM126 244H128V243H126ZM143 244V243H142ZM146 244V243H145ZM145 244H143V245H145ZM148 244H146L147 246H148ZM151 244H152V246H151ZM148 247L146 246V248H152L153 250H155V249H159V248H157L158 247V245L156 246V247H154L153 248V243H151ZM166 244V247H167V250H168V245ZM209 245H210V243H208ZM247 244V243H246ZM42 246H41V248L43 247V243L41 244ZM57 245V244H56ZM59 245V244H58ZM89 245V246H88ZM114 245H115V243H114ZM138 245V244H137ZM141 245V244H140ZM182 245V244H181ZM186 245H188V244H186ZM195 245V244H194ZM214 245H215V243H214ZM217 245V244H216ZM220 245V244H219ZM224 245H225V242H224ZM46 246V245H45ZM50 246V245H49ZM64 245H62V247H63ZM83 246H85V245H83ZM117 248H122L121 250L122 251H120L121 253L123 252V251H125L126 250V248L124 249L123 247L124 246H122V247H118L119 246V244L118 245H115ZM139 246V245H138ZM155 246V245H154ZM175 247H169V250L170 249H177V248H179V246L178 247H176V243H175V245H174ZM190 246H192V245H190ZM190 246H187V248L188 247H190ZM200 246H202V245H200ZM213 246V245H212ZM212 246H210V247H212ZM223 245H221L220 246V248H223V249H221L222 250V252L219 250V252H221V253H218V254H220V256L219 257H217V259L220 261H218L220 264H225L226 262V259H230V258H228V256H227V258H226V254L228 255V253H226L225 251H226V248L224 249V246L222 247ZM47 247V246H46ZM73 247V246H72ZM89 247V248H88ZM135 247V246H134ZM184 247V246H183ZM247 247V246H246ZM262 247V246H261ZM61 248V247H60ZM66 248V247H65ZM83 248V247H82ZM139 248V247H138ZM145 248V249H146ZM161 248H160V252L162 253V254H164L165 252H162L161 251ZM207 248V247H206ZM38 249H39V251H38ZM50 249V248H49ZM67 249V248H66ZM124 249V250H123ZM132 249H134L133 247H132ZM141 249V248H140ZM151 249V250H152ZM166 249V248H165ZM198 249V248H197ZM200 249V248H199ZM228 249V248H227ZM255 249H257V248H255ZM259 249V248H258ZM82 250V249H81ZM106 250L107 251H110L108 254H110V255H108L107 254V252H106ZM116 250V249H115ZM135 250V249H134ZM142 250V249H141ZM152 250V253L154 252ZM167 250H166V252H167ZM169 250H168V254H169ZM180 250V249H179ZM179 250H177V251H179ZM186 250V249H185ZM192 249H190V251H191ZM195 250V249H194ZM203 250V249H202ZM201 250V251H202ZM207 250V249H206ZM46 251H48L47 249H46ZM53 251V250H52ZM62 251V250H61ZM143 251V250H142ZM146 250H144L143 252H145ZM156 251H158V250H156ZM154 252L153 254H156L157 252ZM176 251V252H177ZM183 251V250H182ZM199 251V250H198ZM208 251H209V249H208ZM207 251V252H208ZM258 251V250H257ZM51 252V251H50ZM68 252V251H67ZM116 253H118L117 251H115ZM127 252V251H126ZM175 252V253H176ZM213 252V251H212ZM244 252H245V250H244ZM251 252V251H250ZM260 252H261V250H260ZM263 252V251H262ZM39 253V254H38ZM42 253V252H41ZM44 253V252H43ZM42 253V254H43ZM46 253V252H45ZM121 253H118V256H119V254H121ZM125 253V252H124ZM124 253H122V254H124ZM140 253H142V252H140ZM147 253V252H146ZM161 253H157L158 255L159 254H161ZM175 253H173V252H171L170 254L172 255V254H175ZM195 253V252H194ZM200 253V252H199ZM206 253V252H205ZM204 252H203V254H205ZM226 253V254H225ZM256 253V252H255ZM121 254V255H122ZM125 254H127V253H125ZM124 254V255H125ZM135 254V253H134ZM153 254H151V256H156V255H153ZM196 255H197V253H195ZM248 254H249V252H248ZM256 254H258V253H256ZM37 255H39V256H37ZM44 255V254H43ZM53 255H54V253H53ZM63 255H65V253L63 252ZM106 255H108V256H106ZM128 255V254H127ZM142 254H140V256H141ZM145 255V254H144ZM149 255V254H148ZM165 255V254H164ZM167 255V254H166ZM175 255H177V254H175ZM179 255V254H178ZM176 256V257H179V256ZM188 255V254H187ZM196 255H194V256H196ZM206 255H207V253H206ZM262 255V254H261ZM56 256V255H55ZM60 256V255H59ZM70 256V254L68 255V257ZM74 256V255H73ZM73 256H71V258L73 257ZM150 256V255H149ZM151 256L148 258V259H151ZM180 256H181V254H180ZM198 256H199V254H198ZM205 256V255H204ZM208 256V255H207ZM213 256V255H212ZM217 256V255H216ZM230 256V255H229ZM43 257V256H42ZM45 257V256H44ZM65 257H67L66 255H65ZM78 257V256H77ZM123 257V256H122ZM125 257H126V255H125ZM127 257H129V256H127ZM127 257H126V259H127ZM145 257H147V255L145 256ZM165 257H168V256H164V258ZM174 257V256H173ZM182 257V256H181ZM186 257V256H185ZM190 257V256H189ZM215 257V256H214ZM50 258V257H49ZM55 258H57V256L55 257ZM118 257H115L114 259H117ZM119 258H120V256H119ZM119 258L117 259V260H119ZM124 258V257H123ZM122 258V259H123ZM142 258H144V257H142ZM163 257H162V255L161 256H157V257H153L152 258V260L150 261L149 260V263L151 262V264H163V260H164V262L166 261V259H164ZM168 258H170V257H168ZM175 258V257H174ZM187 258H188V256H187ZM64 259V258H63ZM77 259V258H76ZM76 259L75 260H73L72 259V261H67V264H69V263H71L72 262V264L76 261ZM79 259L77 260L78 262H75L74 264H78V263H80V261H79ZM113 259V260H114ZM121 259V258H120ZM148 259H147V261H148ZM171 259H172V256H171ZM183 259V258H182ZM182 259H179V260H181L182 261ZM185 259V258H184ZM192 259V258H191ZM196 259H199L198 257L196 258ZM210 259V258H209ZM215 259H216V257H215ZM50 260V259H49ZM52 260V259H51ZM71 260V259H70ZM106 260V261H107ZM123 260H125V258L123 259ZM129 260V259H128ZM127 260V261H128ZM169 260V259H168ZM186 260H189V259H186ZM193 260V259H192ZM212 260H214V258H212ZM260 260V259H259ZM64 261V260H63ZM122 260H119V262H121ZM127 261H125L124 263H126ZM131 261V260H130ZM133 261H134V259H133ZM132 261V262H133ZM174 261H175V259H174ZM178 261V260H177ZM184 261V260H183ZM198 261V260H197ZM217 261V260H216ZM215 261V262H216ZM42 262V261H41ZM44 262V261H43ZM47 262V261H46ZM118 262V261H117ZM135 262V261H134ZM134 262L132 263V264H134ZM138 262V261H137ZM142 262V261H141ZM141 262H138V264L139 263H141ZM145 263H143V264H146V261H144ZM168 262V261H167ZM172 262V261H171ZM176 262V261H175ZM191 262V261H190ZM199 262V261H198ZM204 262V261H203ZM210 262V261H209ZM218 262H216V263H218ZM58 263V262H57ZM60 263V262H59ZM121 263H123V262H121ZM123 263V264H124ZM136 263V262H135ZM169 263V262H168ZM167 263V264H168ZM173 263V262H172ZM172 263H170V264H172ZM193 263H195V261L193 262ZM214 263V262H213ZM228 263V262H227ZM258 263V262H257ZM39 264V263H38ZM46 264V263H45ZM50 264V263H49ZM52 264V263H51ZM62 264V263H61ZM64 264H66V262L64 263ZM105 264V263H104ZM113 264V263H112ZM142 264V263H141ZM147 264H148V262H147ZM165 264H166V262H165ZM196 264H198V263H196ZM204 264V263H203ZM207 264V263H206ZM258 264H261V262L260 263H258ZM263 264V263H262Z\"/></svg>", "mask_w": 264, "mask_h": 264}]
</instances>
